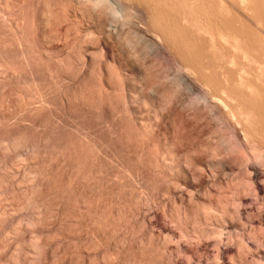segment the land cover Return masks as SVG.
<instances>
[{
    "label": "bare ground",
    "instance_id": "bare-ground-1",
    "mask_svg": "<svg viewBox=\"0 0 264 264\" xmlns=\"http://www.w3.org/2000/svg\"><path fill=\"white\" fill-rule=\"evenodd\" d=\"M134 1H137V3H138V1H140V3L142 4H144V5H148V6H145V7H149L151 10L150 11H148V13L149 12H152L151 14H148V15H152V16H149V17H152L151 19H147V20H149V26L151 27V26H155L156 28H153V30L155 31V32H153V31H151V33H152V35H151V33L149 34L148 33V29H149V27H148V25H147V28H145L146 26V23H145V27L144 26H142V24H139V25H141L142 26V28L143 29H138L140 26H137L138 28H137V33L136 34H139V37L137 36H135L136 38H139V43L141 44L142 42H141V40H143V41H145L146 42V44L147 45H149L150 46V50H152V48L151 47H153V50L152 51H154L155 50V52H156V48L154 49V47H157L159 50H160V48H161V50H165L166 48H164V46H165V41L168 39V38H170L169 39V42H170V40L172 39V38H175L176 39V37H177V35H178V37L179 36H181V37H183L184 39L182 40L181 38H179V39H181L180 41H178V39L176 40V41H178L179 43L180 42H182V44L180 43L179 44V48H180V50L181 51H178L177 50V52H180V54H178L179 56L181 55V52H182V54H183V56L186 58V61H187V64H185L186 63V61L183 59V56H182V58L181 59H183L184 61H185V63H184V65H181V66H183V69H182V67L179 65V63L181 62V60H180V57H178V61H177V64L179 65L178 67H181V68H179L178 70V72L180 73H178L179 74V76L181 77V79H180V77L178 76V80H181L182 81V83L181 84H183L184 82H185V88L187 89V86L189 87L190 86V88H192V89H189V90H191V94L193 93V92H195V90H199V96L197 95V98H195L194 96H195V94L193 95L192 94V96H193V98H195L194 100H190L191 102L192 101H194L195 102V106L198 104H196V100H201V101H198L199 102V105L201 104V103H203L202 101H204V103L206 104V106H205V109L206 108H208L207 110H205L204 109V111H207V112H203V107H202V105L204 104H201V107H202V112H201V110L199 109V105H197L198 107V111L199 112H201L204 116H202L201 118H202V120H205L204 119V117L206 118V119H209L212 115L214 116V118H213V116H212V118L214 119V122L212 121L213 119H210L209 121L207 120L206 121V125H204V123L203 122H205V121H203V122H201V123H203V125H204V127L206 126H209V128L208 129H211L210 128V126L212 125L211 123H210V121H212L213 123H217L216 125H218V124H220V126H218V130H217V128L216 129H214L215 131H216V133H220L219 135L217 134V136H214V138L216 139V140H214L213 139V137H212V139H210L211 137H210V135L208 136V135H206V136H208V138L207 139H200V140H202V141H200V140H198L199 138H198V135H199V137H204V133L206 132H204V130H205V128L203 127V129H197V130H199V131H197L195 128H191L190 126L192 125V124H194V123H191V121H192V119L190 120L189 118H191V116L192 117H197V116H193V115H191V113H187L188 115H191L189 118H188V115H186L185 116V111H187V110H189L192 106L190 105V106H188L187 104L189 103H187L186 104V102H183L182 101V97H180L181 95H183V93L181 94V95H179L178 97H180L181 98V101L183 102V105H181L182 104V102L179 100L180 98H178L177 96H176V92H178V91H176V92H173V90L175 89V87L172 85V87H171V85L169 86L170 88H172V89H168L169 91H170V95H168L169 94V91H167V88H166V86L163 84V89L165 90V88H166V92H168V94L167 93H165L164 92V94H165V96H164V94H163V91H161V89H162V87L160 86L159 87V89H157L156 90V88H154V86L155 85H153V87L151 88V89H155V90H153L154 92H152L153 94H155L154 95V101H152V100H149V99H151V98H149V99H143L142 101L140 100H135L134 101V99L133 98H135V96L133 95V93H131L132 91H138V92H140V93H142L144 90H146V89H149L150 87H148L147 85V87L148 88H146L145 87V89L143 88V86L144 85H142V87H141V84H143L141 81H136V78L134 79V83L132 82V84L131 83H128L127 81H126V79L124 80V79H121L122 81V91H123V94H124V100H125V109L127 110V112L129 113L128 115L126 114V117L127 116H129V120H130V122H131V124H133L134 126H131V125H129V126H131V127H135V129L134 130H137L136 132H140L141 131V133L140 134H142L143 135V142H144V144H143V146L141 147V148H143V149H146V151L145 152H147V149H148V151L150 150L149 148H150V146H151V144H152V142H153V137L154 136H151L150 135V133L152 134V135H154L156 132H157V128H159L158 126H160L159 124V122H160V119H158V118H162V117H165V116H168V118H170V123H169V127H170V130L169 131H167L168 132V134H167V137H166V139H165V141H164V143L163 144H161L162 142H160V141H157L158 142V148H159V150H157V151H159V153H160V156H161V158H159V161L162 163V164H164V165H166V166H168L169 168H170V170H173V171H177V173L178 172H180V171H178L179 170V167L177 168V170H175L174 168L172 169V166L174 165L173 163H171V162H177V164H178V162L180 161V157H179V155L181 154V148H180V145L182 144H184V145H188L187 147L188 148H190L191 149V151H192V154H191V159H189L190 157H188V159L190 160V162L191 163H193V166H194V163H197L196 165H198V163H200L201 165H204V166H208V167H210L211 165H209L210 163L212 164V166L211 167H213L212 169L214 170L213 172L214 173H216L215 171H217V172H224V173H227V172H230L229 174H230V176L232 175V177H230L229 175H226V176H224V175H222V176H224V177H221V176H218V177H221V178H217L216 176H217V174H216V176L215 175H213V172H212V169H209V170H211V172H212V176H214V177H216L217 179H214V181H212V183L214 182L215 184H210V185H212L211 187H207L208 189H206V188H204V191L202 192V191H200L201 190V188H200V190H199V192L198 193H200V195L202 194V196H201V198L202 199H200L201 201L200 202H202V200H203V202H202V208H203V211H205L204 212V215H203V217L206 219L205 220V222L207 221V222H210V219L212 218V220H216V221H219L218 220V216H220L219 218H220V221H221V223H223L224 225H227V226H229V224L228 223H230V224H233L234 223V225L237 227H239L240 225H243L244 223H246L243 227H246L247 229H249L248 227H247V224H248V226H249V224H250V230H249V232H248V230H246L245 228H242V229H244L243 231H245V232H243L242 230V233L243 234H241L240 232H239V234H238V232H237V228L235 229V231H236V233H237V236L235 235V237H236V241L235 242H233L234 243V245H235V243H236V246H237V243L238 244H240V242L238 241V238H239V240H241L242 241V245L245 247H241V245H238V247L240 246V251H241V249H245L244 250V252L246 251V248H248L249 250H251V252H252V250H255V248H256V246L255 245H257V247H259V245H260V248H262V243L264 242L263 240L261 241V237H259V239H258V237L257 236H259V235H257L258 234V232H260L259 234L261 235H263L264 233L262 232L263 230H264V4L262 3V2H260V3H258L256 0H253L254 1V3H253V1L251 2V0H250V2L251 3H253L254 4V7H255V4H257V6L255 7V8H253V10H251V11H254L253 13V15L251 16V14H252V12H250L249 10L247 11L246 10V8H247V6L249 5V4H251V3H246V2H249V0H236V2L234 1V3L232 2V0H216L215 2L217 3V5H218V7H217V10H213V11H217L218 12V14L216 15V17H217V19H219L218 17H219V14L222 16V17H220V18H222V19H220V21L222 20V22H220L219 24H217L218 22H212V21H209V20H202L203 19V17L201 16V15H197V14H202V12H201V9H202V11H209L210 9H209V7H208V5H206V0H3V1H1V2H3V5H5L4 6V9L3 8H1L2 6H0V8L2 9V13H0V35L2 34L3 36L4 35H10L11 36V38L9 39V37H8V39L6 38V39H3L2 37H1V39H3V40H0V70L2 71V73H3V76H4V78H3V76H2V78H3V80H0V85H2L3 87H4V89H6V88H8V87H6V86H8V85H10L9 84V82H13V78H12V80H11V77H14V76H16V75H18V71H20L18 68H17V66H16V64H17V62H18V64L19 63H21V61L22 62H24L25 64H26V67H28V69L26 68V71L24 72V71H22L21 73H25L26 75H27V73L28 74H30L31 76H32V80H33V82L36 84V86H37V95H39V103H40V105L38 106L37 105V107L35 106V108L33 107L32 109H31V111H30V115L32 116V114H34L35 113V111H38L39 113L41 112V114H43L44 113V109H49V110H51V112L52 111H54V105L56 104L57 105V100H53V97L52 98H50L49 97V95H53V93H51V84H52V81H54V80H56V78L58 79V77H63L64 79L63 80H67L68 78H69V76H71L72 74H70V73H72V72H70L69 73V70L71 71V69H70V64H71V57L73 56L72 54V45H73V43L72 44H70L71 43V34H66V36L65 37H63L62 38V36L63 35H61V37H59V31L57 32L56 30H55V26L57 25V23H58V25L59 24H63L64 22L66 23V22H68V24H69V22L71 21L72 22V20H75V21H77L78 22V24H79V28L81 29V32L80 33H83L82 35L80 34V35H78L76 38H78V40H76L77 41V45H76V48L78 49V56H80V58L82 59L80 62L82 63V66H81V69H82V71H80V72H82L81 74H80V72H79V77L77 78V77H75L76 78V80H78L77 82L78 83H76L75 85H74V87H75V89H74V87H73V89L75 90V91H71L69 88V91H66L67 90V88L65 89V92L64 93H62V91H60V93L59 94H61L60 95V99H58V102H59V100H61V104H62V106L61 107H64V109L63 110H65V111H68L69 110V108H71L72 106V98H71V96H72V93H73V96H74V98H75V95L79 98V97H81L80 99V101H78L79 103V105L77 104V106H80V108L79 109H81L82 111V113L81 114H83L82 116H81V120H80V122L77 124V125H75V129H76V131L75 132H73V133H75V137L73 138V140H72V144L70 145L71 146V149H68L67 151H68V153L66 154V153H63V151H65V150H62V155H60L61 153L59 152V151H57L56 153H55V155L59 152L60 154V156H57V158H56V156H55V160H59L60 158H61V156H62V158L60 159V162H59V166H58V164H57V167H60V168H62L64 171L67 169L68 170V181H69V184H70V186L72 187V193H73V196H72V200H73V202L72 201H69V202H72L71 204V206H72V209H73V211H74V214H73V217L75 218V216H76V218H75V220L77 219V216H78V222H81L80 224L81 225H83V223H85L86 224V226H88V227H85V225L82 227L83 229H85V228H89L90 230H91V227L89 226V225H91V226H93L92 228H94V231H93V233H94V235L92 236V238H90L91 240L90 241H92V239L94 240V243L93 242H91V243H93V244H95V245H93V249H94V247L96 246V248H98V250L100 249V247L102 246V244H103V242H102V240H103V233L105 232V230H106V228H107V226L108 227H110V228H113V229H116L115 227L118 225V223H121V222H119V221H121V220H119L120 218L119 217H121L120 215L122 214V211H123V207L124 206H122V204H121V202H120V199L119 198H121L120 196H119V192H120V195H121V191L119 190V188H121V189H123V187H122V182L123 181H119V180H121V179H123V177L121 178V176H120V174H117V173H112V175H111V173L109 172V169H108V167L109 166H111V169H112V167H115V166H118V165H115V163L114 162H119L121 159H119V158H117L118 157V155H116V152L114 153L115 155H116V158L114 157V155L111 153V151L109 150V148L110 149H112V148H115V146H117V142L118 141H120L121 139H117V138H121V137H118V135L124 130H122V128L124 127H122L121 126V128H120V125L121 124H123V125H126L127 124V122L124 124V121L122 122V120H121V122L122 123H118V122H115V120H117V119H112V120H109L108 118V123L107 124H105L104 123V120H102L101 122L102 123H104V124H102V123H100V122H97L95 125H91V121H87L88 119L86 118V117H88V112H89V108H92V107H89V105H87V103H86V101H87V99H86V101H84V100H82V99H85V97H84V94H85V92H84V90H86V88L85 89H83L82 88V84H85L84 83V81L86 82V80H85V78L87 77L86 76V73H89L88 71L86 72L85 71V69H87L86 68V66H88L87 64H88V62H89V60H90V55H89V50L91 49H89V45H91V44H89L88 43V34H89V29H88V22H89V20L91 19L90 17H91V15L93 14L92 12H90V13H92L91 15L89 14V12H88V8L90 7V5H91V9L95 12V14H96V12L97 11H95V5H94V7L92 6L93 4H104V5H101V7L99 6V8H97V9H99L100 10V12H97V15H96V17L95 18H93V20L95 21V23H97V25L99 26V25H101L102 24V28H104L103 27V25H105L106 27L108 26L109 27V29H110V32L109 33H112V31H111V29L114 31L113 32V34H115V36L116 37H120V36H122L121 38H123L124 37V32L126 31V28L127 27H129V26H134V25H136V24H134L133 25V23H144L143 21H142V19H141V21L139 20H137V18H139L138 17V13L136 12V10H134L135 9V6L133 5V3H134ZM209 1H211V0H209ZM213 2H214V0H212ZM255 1H256V3H255ZM263 1V0H262ZM204 3L205 2V4H204V6H205V10H203L204 9V6H203V4L202 3ZM212 2V3H213ZM264 2V1H263ZM90 3H92V4H90ZM136 3V2H135ZM198 3H201L200 5H202L201 7H197V8H199V13L197 12V14H195L196 12H195V8H196V6H197V4ZM215 3V4H216ZM238 4V5H234V4ZM246 3V4H245ZM90 4V5H89ZM141 4L139 5V7L141 8ZM142 4V5H143ZM207 4H209V2L207 3ZM214 4V5H215ZM96 5V6H97ZM143 5V6H144ZM199 5V4H198ZM211 5V4H210ZM214 5H211V6H214ZM217 5H215V7L217 6ZM245 5H247V6H245ZM252 5V4H251ZM137 6H138V4H137ZM164 6H169V8H165ZM172 6V7H171ZM24 7H31L32 8V10L34 9V10H36V11H40L41 10V7H45V9L44 10H42L43 11V15H41V19H42V22H44V26L43 27H41V31H40V33H38V32H35V31H33V28H31V26H30V20L28 19V20H26L24 17H22V18H19V16L17 15V16H15V14H16V12L18 11L19 12V10H21L22 8H24ZM103 7V8H102ZM138 7V8H139ZM163 9H162V8ZM170 7L173 9V7H176L177 9H178V12L177 11H173L172 9H170ZM206 7H207V9H209V10H206ZM249 7H251L250 5L248 6V8L247 9H250ZM5 8H7L6 10H5ZM139 8V9H140ZM165 8V9H164ZM176 8L174 9V10H176ZM212 8V7H211ZM12 9V10H11ZM19 9V10H18ZM28 9V8H27ZM142 9H143V7H142ZM146 9V8H145ZM145 9H143V10H145ZM169 9H170V11L172 12H174L175 14H177L178 13V18H179V20H178V18L177 17H175L176 19H177V21L175 22L174 21V23H173V21L171 20V19H174V18H171L170 17V21H172V22H170L169 21V19H168V13L170 12L169 11ZM212 9H214V8H212ZM216 9V8H215ZM255 9V10H254ZM92 10H90L89 9V11H92ZM138 10V9H137ZM149 10V9H148ZM154 10V11H153ZM169 11L167 14H166V12L165 11ZM180 10H181V12H180ZM1 11V10H0ZM146 12H147V10H145ZM144 11V12H145ZM211 11V10H210ZM256 11V12H255ZM20 12H22V11H20ZM26 12V11H25ZM34 12V11H33ZM139 12H141L142 13V10L141 11H139ZM143 12V13H144ZM180 12V13H179ZM203 12V13H204ZM212 12V11H211ZM29 13V12H28ZM42 13V12H41ZM255 13H256V16H255ZM26 14V13H25ZM32 14H34V13H32ZM37 15H38V13H36ZM145 14H147V13H145ZM145 14H144V16H145ZM170 14V13H169ZM172 14V13H171ZM205 14H208V15H210V14H212V13H204L203 14V16H204V18H206L207 16L205 15ZM215 14V13H214ZM232 14H234V15H236V17L235 16H233ZM29 15V14H28ZM139 15H141V14H139ZM147 15V16H148ZM213 15V14H212ZM22 16H23V14H22ZM39 16V15H38ZM95 16V15H94ZM93 15H92V17H94ZM143 16V15H142ZM177 16V15H176ZM199 16H201V18L199 17ZM206 16V17H205ZM232 16H233V18H232ZM29 17V16H28ZM34 17V16H33ZM172 17H173V15H172ZM209 17V16H208ZM216 17H214V18H216ZM234 17H235V19H234ZM38 18H40V17H38ZM166 18L168 19V21L166 20ZM210 18L212 19L213 17H211L210 16ZM214 18L212 19V20H214ZM207 19H209V18H207ZM235 21H234V20ZM152 21V25H150V23H151V21ZM91 21V20H90ZM93 21V22H94ZM136 21V22H135ZM182 21V22H181ZM189 22V27H190V25H192V27L194 28H192L198 35H199V38H197V39H192V41H190L191 39H189L191 36H188L187 37V39L189 40V42H191V44H194L195 43V41H193V40H198V39H200V35H201V39H204L205 41H207L206 43H208L209 42V47H208V45L206 44V43H204L203 41H201L202 42V44L201 45H204V44H206V51H207V47L209 48V49H211V51H213V52H209V53H215V54H217L216 56L218 57V59H211V57H213V55L211 56V57H209L208 55H209V53L208 52H206L205 50V52L206 53H208V54H205L206 56H208V58L210 59V60H208L207 59V57L205 58L204 57V55H203V50H201L202 52H199V50H200V48L202 47H199L200 46V41L198 42V41H196V43H198V44H194V45H196V46H192L189 42H186L187 40H186V37L185 36H187V35H190V34H193L194 33V31L192 30L191 31V28L189 29V30H187V28H189V27H186L187 25L186 24H188V22ZM38 22H41V21H38ZM186 22V26H184V25H181V23H185ZM173 23V24H172ZM191 23V24H190ZM215 23H216V25H215ZM67 24V30L66 31H68L69 30V32H70V29H71V25L69 24L68 25ZM61 25L59 26V27H61ZM64 25V24H63ZM138 25V24H137ZM36 26V25H35ZM182 26H184V27H182ZM58 27V26H57ZM72 27H74L73 25H72ZM77 28H78V25L76 26ZM101 27H99L100 29H101ZM136 27V26H135ZM186 27V28H185ZM39 28V27H38ZM105 29V28H104ZM103 29V30H104ZM108 29V30H109ZM128 29V28H127ZM134 29V28H133ZM152 29V28H151ZM156 29V30H155ZM186 29V30H185ZM96 30V29H95ZM103 30H101V31H103ZM158 30V31H157ZM80 31V30H79ZM78 31V32H79ZM83 31V32H82ZM100 31V32H101ZM128 31H129V29H128ZM127 31V32H128ZM131 31V30H130ZM149 31H150V29H149ZM183 31L185 32L186 31V35L185 36H182L184 33H183ZM187 31H189L188 33H190V34H188L187 33ZM94 32V31H93ZM99 32V31H98ZM133 32V31H132ZM191 32H193V33H191ZM72 33V32H71ZM105 33V32H104ZM108 33V34H109ZM195 33V34H196ZM92 34V33H91ZM106 34V33H105ZM107 34V35H108ZM125 34H126V32H125ZM145 34H146V37H145ZM99 35V34H98ZM102 35V34H101ZM107 35H106V37H107ZM129 35V34H128ZM147 35H149V36H147ZM92 36V35H91ZM109 36H111V34H109ZM113 36V35H112ZM171 36V37H170ZM192 36H194V37H191V38H195V35H192ZM12 37H14V39L12 38ZM36 38V39H38V42L40 43V50H42V52H43V54H45V56L48 58V60L49 61H53V59H52V57H51V53L53 54V51L55 50V49H57V47H55V42H57V40L58 39H63L64 41V46H63V51H62V62L57 66V64H53L52 62L51 63H49L48 65H47V67L45 66L44 67V69H41V70H38V68H36L35 67V62L33 61V59L31 58V54H30V52H31V49H30V47L32 46L30 43V38ZM95 37V36H94ZM98 37V36H97ZM167 37V38H166ZM177 37V38H178ZM205 37H206V39H205ZM90 38V37H89ZM104 38V37H103ZM110 38H112V37H108V40L110 39ZM134 38V37H133ZM98 39V38H97ZM106 39V38H105ZM104 39V41H105V43L107 42L106 40ZM119 39V38H118ZM165 40L164 42H163V40ZM111 40V39H110ZM126 40V39H125ZM128 40V39H127ZM185 40V45L186 46H184L183 44V41ZM112 41H113V38H112ZM111 41V42H112ZM173 41H174V39L173 40H171V42H170V45L173 47ZM30 42V43H29ZM102 42V41H101ZM145 42H143V43H145ZM166 42H168V41H166ZM169 42H168V44H169ZM93 43V42H92ZM114 43V42H113ZM143 43L141 44V45H143ZM175 43V42H174ZM190 44V45H188V46H190V48L189 47H187V44ZM89 44V45H88ZM107 44H109V43H107ZM128 44V43H127ZM146 44H144V46L146 45ZM176 44H177V42H176ZM75 45V44H74ZM73 45V46H74ZM105 45V44H104ZM113 45V44H112ZM130 45V44H129ZM146 45V47H149V46H147ZM166 45H167V43H166ZM199 45V46H198ZM134 46V45H133ZM169 45H167V48L168 49H170L169 47H168ZM170 46V47H171ZM176 46V45H175ZM174 46V47H175ZM177 46H178V44H177ZM176 46V47H177ZM184 46V47H183ZM192 46V47H191ZM197 46L199 47V49L197 48ZM91 47H92V45H91ZM108 47H109V45H108ZM107 46H104L103 47V50H102V53H105L106 54V52H109V51H111V50H109V48H108ZM135 47V46H134ZM145 47V49H147ZM166 47V46H165ZM195 47V48H194ZM204 47H205V45H204ZM204 47H202V49L204 48ZM75 48V49H76ZM95 48V47H94ZM122 48V47H121ZM137 48V47H136ZM185 48H186V50H185ZM198 49V51L196 50L195 52L192 50V49ZM75 49L73 50V51H75ZM111 49V48H110ZM144 49V48H143ZM149 49V48H148ZM173 49H175V48H173ZM136 50V49H135ZM161 50H160V52H161ZM167 50V49H166ZM191 50V51H190ZM222 50V51H221ZM225 50V51H224ZM33 52H34V50H32ZM57 51V50H56ZM129 51H131V50H129ZM141 51V50H140ZM168 51V50H167ZM170 51V52H169ZM167 53H171L172 54V56H173V52L172 51H174V50H172V48H171V50H169ZM176 51V50H175ZM218 51H221V52H218ZM77 52H76V56H77ZM97 52V51H96ZM95 52V53H96ZM99 52V51H98ZM159 51L157 52L158 54L160 53ZM163 52V51H162ZM177 52H174V54H176ZM196 52H198L197 54L198 55H200L201 53V55H203V57L206 59V60H208V62L207 63H205L204 61H206V60H204V61H201V60H203L202 58V56L199 58V56L196 54ZM216 52H218V53H216ZM36 53V52H35ZM100 53V52H99ZM114 53V52H113ZM116 53V52H115ZM133 53V52H132ZM152 53V52H151ZM156 53V54H157ZM165 53V52H164ZM163 53V54H164ZM75 54V53H74ZM163 54L162 53H160V58L161 57H164L163 56ZM210 54V55H211ZM214 54V55H215ZM94 55V54H93ZM114 55V54H113ZM112 55V56H113ZM155 55V54H154ZM162 55V56H161ZM165 55V57H166V54H164ZM170 55V54H169ZM169 55H168V57H169ZM77 56V57H78ZM102 56V55H101ZM121 56V55H120ZM137 56V55H136ZM177 56V55H176ZM216 56H214V58L216 57ZM45 57V58H46ZM115 57V56H114ZM140 57V56H139ZM156 57V56H155ZM157 57H158V55H157ZM159 57L157 58V59H159ZM167 57V58H168ZM79 58V57H78ZM79 58V59H80ZM96 58V57H95ZM98 58V57H97ZM103 58V57H102ZM151 58H152V56H151ZM176 58V57H175ZM174 58V59H175ZM57 59V58H56ZM116 59V58H115ZM161 59H163V58H161ZM201 59V60H200ZM18 60H20V62L18 61ZM47 60V61H48ZM98 60V59H97ZM114 60V59H113ZM117 60V59H116ZM116 60H114V62H116ZM164 60V59H163ZM162 60V61H163ZM166 60V59H165ZM177 60V59H176ZM176 60H175V62H176ZM211 60H215L216 61V63L214 62V61H211ZM217 60H219V64L217 63ZM61 61V60H60ZM95 61V60H94ZM129 61V60H128ZM170 61V60H169ZM211 61V62H210ZM37 62V61H36ZM146 62V61H145ZM183 62V61H182ZM181 62V63H182ZM212 62L213 63H215V66H213L212 65ZM14 63H16L15 64V66L13 65ZM55 63V62H54ZM78 63V62H77ZM122 63V62H121ZM126 63V62H125ZM137 63V62H136ZM159 63V62H158ZM180 63V64H181ZM128 64V63H127ZM216 64H217V66H216ZM154 65H156V64H154ZM167 65V64H166ZM176 65V64H175ZM212 65V66H211ZM41 66V65H40ZM106 66V65H105ZM117 66V65H116ZM159 66V65H158ZM177 66V65H176ZM14 67H16V69L14 68ZM59 67H61V68H59ZM72 67V66H71ZM78 67V66H77ZM119 67V66H118ZM147 67V66H146ZM160 67V66H159ZM212 67H214L213 69H215V68H217L218 67V71L216 70V71H214L213 69H212ZM23 68V67H22ZM107 68V67H106ZM171 68V67H170ZM221 68V69H220ZM80 69V68H79ZM80 69V70H81ZM102 69V68H101ZM174 69V68H173ZM172 69V70H173ZM177 69V68H176ZM27 70H28V72H27ZM88 70V69H87ZM101 71H103V70H101ZM143 71V70H142ZM159 71V70H158ZM177 71V70H176ZM27 72V73H26ZM108 72V71H107ZM123 72V71H122ZM148 72V71H147ZM172 72V71H171ZM174 72H175V70H174ZM78 73V72H77ZM100 73H103V75H101L100 74V81L102 82H100L101 84H103L102 85V87L103 88H105V89H107V90H105V91H107L108 92V89H110L111 88V85H110V83H109V81H108V79H107V76H105V74H106V71H103V72H100ZM127 73V75H128V73L129 72H126ZM139 73V72H138ZM1 74V73H0ZM20 74V73H19ZM109 74V73H108ZM149 74V73H148ZM167 74V73H166ZM165 74V75H166ZM178 74H174V76L175 75H178ZM21 75V74H20ZM20 75H18V76H20ZM107 75V74H106ZM131 75V74H130ZM146 75V74H145ZM161 75V74H160ZM17 76V77H18ZM126 76V75H125ZM141 76V75H140ZM148 76V75H147ZM164 76V75H163ZM167 76H169V75H167ZM199 76V77H198ZM72 77H73V75H72ZM138 77V76H137ZM145 77V76H144ZM177 77V76H176ZM1 78V79H2ZM19 78V77H18ZM66 78V79H65ZM74 78V77H73ZM103 78V79H102ZM122 78V77H121ZM124 78V77H123ZM133 78V77H132ZM166 78H169V77H166ZM11 81H10V80ZM17 79V78H16ZM25 79V78H24ZM71 79V78H70ZM138 79V78H137ZM141 79H144L143 77H141ZM152 79V78H151ZM171 79H174V78H172V77H170V80ZM18 80V79H17ZM17 80H15V81H17ZM61 80V79H60ZM147 80V79H146ZM146 80H145V82H146ZM175 80V79H174ZM172 81V83H174V85H181L180 84V82L178 81L177 83H176V80L175 81ZM65 81H63V82H65ZM68 81V80H67ZM72 81H74L73 79H72ZM72 81H68L69 83H70V85H71V83H72ZM99 81V80H98ZM132 81V80H131ZM144 81V80H143ZM184 81V82H183ZM62 82V81H61ZM62 82V83H63ZM68 82H67V84H66V82H65V84L66 85H68ZM31 83V82H30ZM139 83H141L140 85H139ZM160 83V82H159ZM179 83V84H178ZM50 84V85H49ZM58 84V83H57ZM64 83H63V86L65 85ZM114 84V83H113ZM168 84V83H167ZM166 84V85H167ZM171 84V83H170ZM6 85V86H5ZM65 85V86H66ZM158 86H159V84H157ZM157 85H156V87H157ZM17 86V85H16ZM23 86V85H22ZM48 86H50L49 88H48ZM64 86V87H65ZM98 86V85H97ZM114 86V85H113ZM167 86V87H168ZM176 86V87H177ZM6 87V88H5ZM68 87V86H67ZM70 87V86H69ZM71 87V88H72ZM87 87V86H86ZM89 87V86H88ZM115 87H117V86H115ZM165 87V88H164ZM174 87V88H173ZM23 88V87H22ZM51 88V89H50ZM63 88V87H62ZM113 88V87H112ZM158 88V87H157ZM179 88V87H178ZM184 88V89H185ZM1 89H3L2 87H1ZM0 89V130H1V128H3V125H6V123L10 120L9 119V116H10V114H9V112L10 111H12V108H10V105H9V100L10 99H8L10 96H9V92H11V93H14V92H12V91H10L9 90V92H7V91H5V90H1ZM9 89V88H8ZM11 89V88H10ZM17 89H19V88H17ZM45 89H47V90H49L48 92H47V90H45ZM88 89V88H87ZM101 89V88H100ZM119 89V88H118ZM162 89V90H163ZM183 89V87L182 86H180V90L182 91V90H184ZM13 90V89H12ZM89 90V89H88ZM176 90V89H175ZM174 90V91H175ZM177 90H179V89H177ZM179 90V91H180ZM36 91V90H35ZM63 91H64V89H63ZM94 91V90H93ZM147 91V90H146ZM145 91V92H146ZM181 91H180V93H181ZM186 91V90H185ZM188 91V90H187ZM186 91V92H187ZM17 92V91H16ZM22 90L20 89V90H18V93H14V94H19V97H22ZM51 94H50V93ZM87 92V91H86ZM121 92V91H120ZM134 92V93H135ZM56 93V92H55ZM171 93H173L174 95V97H177L178 98V104H177V106H180L181 107V110L183 109V107H185V106H188V109L186 110V108H185V110L183 109L182 111L183 112H181L180 110H179V108L177 107V106H173V102L175 101L174 100V97L173 96H171ZM176 93V94H175ZM180 93H178V94H180ZM13 94V95H14ZM90 94V93H89ZM108 94V93H107ZM145 94V93H144ZM166 94L170 97L171 96V98H168V96H166ZM189 94V93H188ZM188 94L186 95V97L188 96ZM10 95H12V94H10ZM30 95V94H29ZM86 95V94H85ZM185 95V94H184ZM54 96V95H53ZM72 96V97H73ZM92 96V95H91ZM151 96V95H150ZM18 97V98H19ZM58 98H59V96H57ZM56 96H55V98L54 99H56L57 98ZM87 97V96H86ZM189 97H190V95H189ZM11 98V97H10ZM28 98V97H27ZM78 98H76V99H78ZM137 98V97H136ZM177 98H175V99H177ZM188 98V97H187ZM192 98V97H191ZM22 99V98H21ZM123 99V98H122ZM186 99V98H185ZM190 99V98H189ZM124 100H122L123 102H124ZM76 101V100H75ZM114 101V100H113ZM179 101H180V103H179ZM18 102V101H17ZM20 102V101H19ZM18 102V103H19ZM23 102V101H22ZM105 102V101H104ZM108 102V101H107ZM123 102H121V103H123ZM194 102H192V105H194L193 103ZM102 103V102H101ZM106 103V102H105ZM175 103H176V101H175ZM60 103H58V105H59ZM74 104H76V103H74ZM95 104V103H94ZM113 104H115V103H113ZM117 104H119L118 102H117ZM124 104V103H123ZM186 104V105H185ZM191 104V103H190ZM55 105V106H56ZM103 105V103L101 104V107H103L102 106ZM105 105V104H104ZM108 105H109V103H108ZM60 106V105H59ZM71 106V107H70ZM93 106V105H92ZM95 106V105H94ZM106 106V105H105ZM152 106V107H151ZM195 106H193L194 107V109L196 108ZM20 108H21V106H19ZM107 107V106H106ZM110 107H111V104H110ZM118 107V106H117ZM117 107H115V108H117ZM190 107V108H189ZM210 107V108H209ZM55 108H59L58 106L57 107H55ZM150 109L151 110V108H152V110H153V112H154V121L155 122H157L156 120L158 119V121L159 122H157V123H159L158 124V126H157V128H156V126H154V124L155 123H153V121L151 122V121H149L148 123L147 122H144L143 121V118H140V114L138 115V113H140L142 110H147V109ZM196 108V109H197ZM96 109V108H95ZM103 109V108H102ZM108 109V108H107ZM105 107H104V111L106 112V110H107ZM193 108H191L190 110H192ZM193 109V110H194ZM209 109H211L210 110V112H209ZM16 110V109H15ZM93 110V109H92ZM98 111H99V109H97ZM48 111V110H47ZM47 111H45V112H47ZM70 111V110H69ZM94 111V110H93ZM101 111V110H100ZM100 111H99V113L98 114H100ZM103 111V110H102ZM101 111V112H102ZM112 111V110H111ZM123 111V110H122ZM43 112V113H42ZM50 112V113H51ZM117 112H119V111H117ZM121 112V111H120ZM181 112V113H180ZM59 113H61V111L59 112ZM63 113V112H62ZM92 113V112H91ZM95 113V112H94ZM182 113H184L183 115H182ZM198 113V112H197ZM208 113H211L212 115H209ZM12 114H13V112H12ZM48 114V112L46 113V115ZM52 114V113H51ZM57 114V113H56ZM68 114V113H67ZM144 114V113H143ZM60 115V114H59ZM59 115H57V116H59ZM80 115V114H79ZM86 115V117H84ZM89 115H90V113H89ZM104 115V114H103ZM108 115V114H107ZM116 115V114H115ZM114 115V116H115ZM195 115H197L196 113H195ZM14 116V115H13ZM21 116V115H20ZM45 116V115H44ZM50 116V115H49ZM48 116V117H49ZM53 116H54V114H53ZM100 117H99V119L98 120H100V119H102V117H104V116H101V114L99 115ZM106 116V115H105ZM109 116V115H108ZM113 116V117H114ZM118 116V119H119V114L117 115ZM143 116V115H142ZM141 116V117H142ZM200 116V114H198V117ZM47 117V118H48ZM93 117H94V115H93ZM107 117V116H106ZM110 117H111V115H110ZM216 117H218L219 118V121H218V118L217 119H215ZM10 118H12L11 116H10ZM55 118H56V116H55ZM63 118H66V117H63ZM70 118V117H69ZM90 118H91V116H90ZM97 118V117H96ZM112 118V117H111ZM110 118V119H111ZM117 118V117H116ZM121 118V117H120ZM194 118H193V120H194ZM9 119V120H8ZM50 119H51V117H50ZM57 119V118H56ZM61 119H62V117H61ZM60 119V120H61ZM78 119V118H77ZM93 119V118H92ZM91 119V120H92ZM122 119V118H121ZM123 119H126V118H123ZM150 119V118H149ZM195 119H197V118H195ZM43 120V119H42ZM46 120H48L49 121V119H46ZM94 120H96L95 118H94ZM128 120V121H129ZM169 120V119H168ZM167 120V121H168ZM199 122H200V117H199ZM218 121V122H216V121ZM33 121V125H34V123L35 124H38V123H36V122H34L35 120H32ZM31 121V122H32ZM37 121V120H36ZM55 121H57V120H55ZM70 121V120H69ZM79 121V120H78ZM106 120H105V122H107ZM166 121V122H167ZM220 121H222L224 124H222V123H220ZM90 122V123H89ZM199 122L196 120V124L198 123V127L201 125V123L199 124ZM207 122H208V124L209 125H207ZM25 123V122H24ZM43 123H45V122H43ZM49 123H50V121H49ZM65 123V122H64ZM63 123V125H64V128L66 127L65 126V124ZM67 123H69V122H67ZM73 124V123H72ZM71 124V125H72ZM195 124V125H196ZM9 125V124H8ZM32 125V126H33ZM42 125V124H41ZM41 125H39V126H41ZM54 125H55V123H54ZM53 125V126H54ZM60 124H58V121H57V125L56 126H59ZM104 125V126H103ZM163 125V124H162ZM166 125V124H165ZM221 125H226V128H224V127H221ZM7 126V125H6ZM4 126L5 128H4V131H0V163H2V164H0V190H1V192H2V194H3V192H5L6 190L4 189V188H6L7 189V191L9 192L10 191V193L11 192H13L15 195L13 196V198L14 199H17V206H18V208L19 209H31V210H33L34 211V213L35 214H33V216L31 215V217L30 218H26L25 219V221H23L22 219L23 218H18V219H16V221H12L13 223H11L9 226H8V228H6V230H4L3 231V234H5V238H7V236L9 237V235H7V234H11L10 232H13V233H19V234H21V231L22 230H25L26 228H28V226L30 227V228H33L32 230H35V231H39L40 229V227H42V225H41V222L40 221H42V224L45 222V220H47V219H52V218H54L53 216H51V217H49L48 215H47V213L48 214H50L49 213V206H50V204H48L49 202H48V200H47V198H45V192H44V184H45V182H44V179H45V177H44V179L42 178V174L43 173H40L38 170H37V168L35 167V166H31V167H29L28 168V170L30 171V175H32V177L34 178L33 179V182H32V186L30 187V188H28V190H27V193L25 194H21V196L20 195H18V192H15V189L16 188H14L15 187V183L16 182H21V184H22V182H24V181H26V177H27V175H26V177L23 179V177H22V180L20 181V180H18V181H16V182H12V184L14 185V187H13V185L11 184V185H8L7 183L9 182V178L8 177H10V176H8L6 173H5V171H8L9 169V167H13L12 165H15V164H13V160H14V158L12 159V161H11V157H12V154H13V152H15V154H17L18 153V151L19 150H21V149H23V148H25V147H27L28 148V146H29V144L31 145V141H30V139H31V137L29 136L31 133H30V130L29 129H27L28 131H29V135H28V131H25V129H24V127H23V131L24 132H22L21 130H19V131H21V132H18V133H10L9 131H8V133H7V131H6V133H4L3 134V132H5V130H7L6 128H8L9 129V126ZM13 126V125H12ZM28 126V125H27ZM26 126V127H27ZM35 126V125H34ZM37 126V125H36ZM44 127H45V125H43ZM50 126H52L51 124H50ZM62 126V125H61ZM60 126V127H61ZM128 126V125H127ZM197 126V125H196ZM214 126V125H213ZM21 127V126H20ZM25 127V128H26ZM29 127H31V123H30V125H29ZM38 127V126H37ZM37 127H35V129L37 128ZM73 127V126H72ZM126 127V126H125ZM124 127V128H125ZM161 127V126H160ZM166 127V126H165ZM190 127V128H189ZM193 127H195V126H193ZM13 128V127H12ZM28 128V127H27ZM34 128V127H33ZM33 128H30V129H33ZM43 128V127H42ZM53 128V132H54V128L55 127H52ZM69 128V127H68ZM71 128V127H70ZM127 128V127H126ZM125 128V129H126ZM200 128V127H199ZM214 128V127H213ZM221 128H223L222 129V131H226V132H220L219 131V129H221ZM15 131H16V126H15ZM19 128H17V130H18ZM34 129V130H35ZM49 129V128H48ZM47 128H45V130L47 131L48 130ZM60 129V128H59ZM74 129V128H73ZM128 129V128H127ZM207 129V128H206ZM3 130V129H2ZM50 130H52L51 129V127H50ZM56 130H57V127H56ZM55 130V131H56ZM61 130V129H60ZM71 130V129H70ZM131 130H133V129H131ZM148 130V131H147ZM150 130V131H149ZM160 130V129H159ZM165 130H167V129H165ZM196 130V131H195ZM212 130V129H211ZM210 130V131H211ZM213 130V131H214ZM11 131V130H10ZM46 131H44V132H46ZM58 131V130H57ZM128 131V130H127ZM127 131H125V132H123V133H125L126 134V132ZM130 131V130H129ZM209 131V132H210ZM213 131H211V132H213ZM214 131V132H215ZM26 132V133H25ZM34 131L32 130V133H33ZM132 132H134V131H132ZM149 134H148V133ZM161 132V131H160ZM213 132V134L214 135H216V133H214ZM49 133H51V131L49 132ZM57 133V132H56ZM122 133V135L123 136H125L124 134ZM147 133V134H146ZM34 134V133H33ZM40 134H41V132H40ZM46 134V133H45ZM55 134V132L54 133H52V135H54ZM135 134H137V133H135ZM208 134V133H207ZM212 134V135H213ZM32 135V134H31ZM46 135H48V133L46 134ZM56 135V134H55ZM55 135H54V137H55ZM58 135V134H57ZM93 135V136H92ZM131 135H134V134H131ZM141 135V136H142ZM157 135V134H156ZM155 135V136H156ZM37 136V135H36ZM44 136V133H43V135H42V137H40L41 139L42 138H44L43 140H44V144L46 143V141H47V145L46 146H50L51 145V143L50 142H52L51 140L54 138H51V134L50 135H48V138H46V137H43ZM119 136H121V134L119 135ZM129 136V134L127 135V137ZM139 136V135H138ZM141 136H140V138H141ZM190 136H192L191 138L192 139H189L190 138ZM193 136H195V140H193ZM126 137V138H127ZM131 137V136H130ZM133 137V136H132ZM135 137H137L136 135H135ZM210 137V138H209ZM33 139H34V137H32ZM123 138V137H122ZM198 138V139H197ZM204 138H206V137H204ZM40 139V140H41ZM45 139H47V140H45ZM57 139V138H56ZM58 139H60V138H58ZM58 139H57V141H58ZM124 139V138H123ZM137 139V138H136ZM135 139V140H136ZM142 139V138H141ZM197 139V140H196ZM55 139H53V141H54ZM63 139H61V141H62ZM127 140V139H126ZM125 140V141H126ZM129 140V139H128ZM137 140H139V139H137ZM30 141V142H29ZM33 141V140H32ZM49 141V142H48ZM60 141V140H59ZM60 141V142H61ZM122 141V140H121ZM120 141V142H121ZM140 141H142V140H140ZM28 142H29V144H28ZM41 142H42V140H41ZM60 142H58L59 143V146H58V148H56V150H60L59 149V147L61 148V146H60ZM62 142H64V140L62 141ZM61 142V143H62ZM68 142V141H67ZM124 142V141H123ZM135 142V141H134ZM155 142V141H154ZM153 142V143H154ZM57 143V142H56ZM58 143H57V145H58ZM122 143V142H121ZM129 143V142H128ZM137 143V141L135 142V144ZM140 143V142H139ZM50 144V145H49ZM155 144H156V142H155ZM180 144V145H179ZM28 145V146H27ZM57 145H55V143L53 142V145L52 146H54V148L55 147H57ZM118 145H120L121 146V144L119 143ZM123 146H125L124 144H122ZM137 145H140V144H138L137 143ZM136 145V146H137ZM183 145V146H184ZM69 146V147H70ZM122 146V148H125L126 149V147H123ZM153 146V145H152ZM151 146V147H152ZM156 146H157V144H156ZM30 147V146H29ZM31 147H32V151L34 150V146L33 145H31ZM30 147V148H31ZM112 147V148H111ZM138 147V146H137ZM182 147V146H181ZM37 148V147H36ZM62 148H63V145H62ZM118 147H116V149H117ZM121 148V149H122ZM154 148V147H153ZM119 149V148H118ZM120 149V150H121ZM138 149V148H137ZM143 149H141V151H142V153H144L145 155H146V153L145 152H143L144 150ZM152 149V148H151ZM156 149V148H155ZM187 149V148H186ZM30 150V149H29ZM60 150V151H61ZM114 150V149H113ZM136 150V149H135ZM153 150V152L155 151L154 149H152ZM27 151V150H26ZM35 151H36V149H35ZM69 151H70V153H69ZM118 151V150H117ZM122 151V150H121ZM198 151L200 152V154H199V156H197V153H198ZM120 152V151H119ZM123 152H124V149H123ZM127 152V151H126ZM134 152H136V151H134ZM140 152V151H139ZM150 152H151V154H152V151L150 150ZM149 152V153H150ZM25 153V152H24ZM30 153V152H29ZM36 153V152H35ZM121 153V152H120ZM131 153V152H130ZM138 153V152H137ZM27 154V153H26ZM40 154V153H39ZM47 154V153H46ZM132 154V153H131ZM140 154V153H139ZM150 154V155H151ZM154 154V153H153ZM156 154H158V153H156ZM20 155V154H19ZM25 155V154H24ZM36 155V154H35ZM35 155H33V154H29L28 156L29 157H27V158H31L32 160H33V157L35 158ZM58 155V154H57ZM133 155V154H132ZM136 155H138V154H136ZM148 155V154H147ZM146 155V156H147ZM159 155V154H158ZM214 155H216V156H214ZM16 156V155H15ZM21 156V155H20ZM49 156V155H48ZM140 156H142V154H140ZM154 156V155H153ZM185 156V155H184ZM209 156H212V157H209ZM213 156L214 157H216V158H214L213 159ZM14 157V156H13ZM17 157V156H16ZM19 157V156H18ZM60 157V158H59ZM119 157H120V154H119ZM122 157V156H121ZM127 157H129V156H127ZM137 157V156H136ZM142 157H144V156H142ZM158 157V156H157ZM168 157V159H170L171 160V162L168 160H166V158ZM20 158V157H19ZM43 158V157H42ZM47 158V157H46ZM122 158H124V157H122ZM131 158L133 159V157L131 156ZM135 158V157H134ZM139 158V157H138ZM155 158V157H154ZM186 158V157H185ZM210 160H209V159ZM211 158L213 159V160H211ZM31 159H29L30 161H31ZM119 161H118V160ZM128 159H130V158H128ZM151 159V158H150ZM157 159V161H158V158H156ZM184 159V158H183ZM16 160V159H15ZM26 160V159H25ZM35 160H37V159H35ZM144 161H145V158L143 159ZM141 161V160H138V161H140V162H144V161ZM146 160H147V158H146ZM185 160V159H184ZM20 161V160H19ZM22 161V160H21ZM122 161V160H121ZM130 161H132V160H130ZM129 161V162H130ZM133 161H134V159H133ZM138 161H136V162H138ZM150 161V160H149ZM159 161H158V163H159ZM182 161V160H181ZM210 161V162H209ZM31 162H34V161H31ZM53 162V161H52ZM57 162V161H56ZM124 162V161H123ZM153 162V161H152ZM151 162V163H152ZM156 162V161H155ZM168 162H169V164H168ZM187 161L185 160V163H186ZM126 163H128V162H126ZM139 163V162H138ZM145 163V162H144ZM144 163L141 165V166H143L144 165ZM171 163V164H170ZM184 163V162H183ZM184 163V164H185ZM21 164V163H20ZM51 164V163H50ZM117 164V163H116ZM118 164H120V163H118ZM129 164V163H128ZM146 164H148V162L146 161ZM153 164V163H152ZM173 164V165H172ZM176 164V165H177ZM31 165V164H30ZM29 165V166H30ZM130 165V164H129ZM139 164H137V166L135 167V169L134 168H132L135 172H136V168L137 167H140V166H138ZM158 165V164H157ZM183 165V164H182ZM182 165H180V166H182ZM201 165H199V166H196V167H203V166H201ZM239 165H240V167H241V165H242V167H244V170H242V171H239V170H241L242 169V167L240 168L239 167ZM48 166V165H47ZM52 166V165H51ZM128 166V165H127ZM145 166V165H144ZM143 166V167H144ZM159 166V165H158ZM161 166V165H160ZM163 166V165H162ZM175 166V165H174ZM186 166H188V167H190L189 169H191V166H189V165H187L186 164ZM185 166V167H186ZM15 167V166H14ZM17 167V166H16ZM119 167V166H118ZM116 168V169H118L119 170V172H120V170L121 169H123V167H124V169H125V171L126 170H130L131 171V169H129V166H128V168L126 167V166H120V168L121 169H119V168ZM132 167V166H131ZM130 167V168H131ZM149 167V166H148ZM150 167H154V166H150ZM167 167V168H168ZM195 167V166H194ZM210 167V168H211ZM45 168V167H44ZM60 168L58 169L59 170V172L60 171H62V170H60ZM127 168V169H126ZM156 168V167H155ZM187 168V167H186ZM13 169V168H12ZM18 169V168H17ZM24 169V168H23ZM113 169H115V168H113ZM142 169V168H141ZM140 169V170H141ZM145 169H146V167H145ZM162 169V168H161ZM166 169V168H165ZM164 169V170H165ZM188 169V168H187ZM194 168L192 167V173L194 172L195 174L193 175H191V177L193 178V180H194V183H195V185H196V183L198 184V183H201L202 185L206 182V172L205 171H207V168L205 169V167L204 168H201V170L203 169V170H205V171H201V170H199V171H201V172H204V173H200V174H196L197 173V169H195V170H193ZM198 169H200V168H198ZM42 170V169H41ZM106 170H108V171H106ZM118 170H116V171H118ZM132 170V171H133ZM140 170H138L139 171V173H140ZM154 170V169H153ZM185 170V169H184ZM13 171V170H12ZM21 171V170H20ZM64 171H62L61 173H59V174H62V175H64L63 174V172ZM115 171V172H116ZM129 171V172H130ZM131 171V172H132ZM133 171V173H135ZM143 171H144V169H142V173H140L141 175L143 174ZM147 171V170H146ZM152 171V170H151ZM160 171V170H159ZM169 171V170H168ZM167 171V172H168ZM173 171H170L169 172V174L170 173H172L173 174ZM189 171H191V170H189ZM237 171H239L238 173H237ZM110 174H109V173ZM123 172V171H122ZM128 172V173H129ZM130 172V173H131ZM156 172V171H155ZM164 172V171H163ZM235 172V173H234ZM47 173V172H46ZM67 173V172H66ZM148 173V172H147ZM146 173V174H147ZM157 173V172H156ZM190 173V172H189ZM236 173H237V175H236ZM45 174V173H44ZM56 174V173H55ZM122 174V173H121ZM126 174V173H125ZM132 174V173H131ZM145 174V175H146ZM159 174V173H158ZM164 174H166V172L164 173ZM175 174V173H174ZM182 174V173H181ZM19 175V174H18ZM108 175H111V177L109 178V177H107ZM135 176H137V174H134ZM145 175H143V176H145ZM150 175H152V174H150ZM149 175V176H150ZM154 175V174H153ZM160 176L161 175H163V174H159ZM167 175H168V173H167ZM179 176H180V174H178ZM208 175H209V172H208ZM221 175V174H220ZM113 176V177H112ZM118 176H119V178H118ZM143 176H141L142 178H143ZM146 176H148V175H146ZM156 176H158V175H156ZM175 176V175H174ZM173 176V177H174ZM229 176V177H228ZM49 177V176H48ZM47 177V178H48ZM138 177H139V179H140V175L138 174ZM161 177H163V176H161ZM165 177V176H164ZM163 177V179H165ZM172 177V176H171ZM172 177V178H173ZM182 177V176H181ZM210 177V176H209ZM21 178V177H20ZM125 178V177H124ZM175 178V177H174ZM177 178H179V177H177ZM210 178H212V177H210ZM11 179V178H10ZM13 179H14V176H13ZM57 179V178H56ZM59 179V178H58ZM117 179V180H116ZM137 179V178H136ZM139 179L137 180V181H139ZM143 179H145V178H143ZM157 179H158V177H157ZM156 179V180H157ZM208 179V178H207ZM24 180V181H23ZM32 180V179H31ZM53 180V179H52ZM142 180V179H141ZM146 180V179H145ZM150 180V179H149ZM161 180V179H160ZM179 180V179H178ZM187 180V179H186ZM63 181V180H62ZM125 181V180H124ZM164 181H166V180H163L162 182H164ZM167 181H168V179H167ZM169 181H170V179H169ZM210 181V180H209ZM51 182V181H50ZM94 182V184H96V185H98L97 187H95L97 190H98V192H97V194H95L94 193V191L92 190V189H95V188H92L93 186H95L94 184H92ZM118 182H119V184H120V182H121V187H118V186H120V185H118ZM141 182V181H140ZM139 182V183H140ZM143 182V181H142ZM148 182V181H147ZM173 182H175V183H173ZM27 183V182H26ZM172 183L173 184H171V182H169V184H171V185H167V188H166V192H167V196H168V194L171 196L172 194H174V193H177V192H175L176 190H179V189H176L177 188V186H178V188L179 187H181V186H179V184L176 182V181H172ZM18 184V183H17ZM17 184H16V187H17ZM30 184V183H29ZM58 184V183H57ZM125 184V183H124ZM123 184V185H124ZM163 184H168V183H163ZM178 184V185H177ZM181 184V183H180ZM183 184V183H182ZM200 184V185H201ZM8 185V186H7ZM19 185V184H18ZM47 185V184H46ZM45 185V186H46ZM161 185H162V183H161ZM194 185V184H193ZM199 185V186H200ZM207 185V184H206ZM209 185V184H208ZM12 186V187H11ZM20 186V185H19ZM56 186V185H55ZM54 186V187H55ZM65 186V185H64ZM165 186L166 185H164V189H165ZM10 187V189L11 190H9L8 188ZM44 187V188H43ZM47 187V186H46ZM159 187V186H158ZM187 187V186H186ZM185 187V188H186ZM206 187V186H205ZM18 188V187H17ZM58 188H56V190H57ZM96 189H95V191H96ZM148 189V188H147ZM160 189V188H159ZM163 189V190H164ZM176 189V190H175ZM186 189H188V188H186ZM199 189V188H198ZM69 190V189H68ZM119 190V191H118ZM143 190H145V189H143ZM181 190H182V188H181ZM184 190V189H183ZM17 191H19V190H17ZM65 191V190H64ZM160 191V190H159ZM165 191V190H164ZM187 191H189V193H190V190L188 189ZM186 190L184 191V192H187ZM8 192H7V195H8ZM125 192V191H124ZM143 192V191H142ZM146 192V191H145ZM144 192V193H145ZM162 192V191H161ZM183 192V193H184ZM12 193V194H13ZM56 193V192H55ZM69 193V192H68ZM132 193V192H131ZM144 193H142V194H144ZM147 193H148V190H147ZM150 193V192H149ZM194 193H196V191L194 192ZM194 193H193V197L192 198H194ZM5 194V193H4ZM11 194V195H12ZM67 194V193H66ZM71 194V193H70ZM133 194V193H132ZM137 194V193H136ZM191 194V193H190ZM248 194H250V195H248ZM62 195V194H61ZM95 195H96V197L98 198V200L97 199H95ZM150 195V194H149ZM148 195V196H149ZM164 195H166L165 194V192H164ZM175 195V194H174ZM181 195H183L182 193L179 195L180 197H181ZM252 195V196H251ZM9 196V195H8ZM57 196V195H56ZM94 196V197H93ZM144 196V195H143ZM163 196V195H162ZM178 196V197H179ZM196 196V195H195ZM252 197L253 198V200L254 201H256L257 203H259L260 204V206H259V209L257 210V208H256V210L257 211H255V212H253V211H251L252 209H250V211L248 210V208H246L245 207V205L248 207V203H249V201H250V199L249 198H247V197ZM0 197H1V195H0ZM58 197V196H57ZM150 197V196H149ZM176 197V196H175ZM183 197V196H182ZM250 197V198H251ZM2 198V197H1ZM53 198V197H52ZM110 198V201L109 200H107V199H109ZM130 198V197H129ZM146 198V197H145ZM151 198V197H150ZM171 198H172V196H171ZM197 198H199V197H197ZM49 199V198H48ZM63 199V198H62ZM122 199V198H121ZM131 199V198H130ZM139 199H141V198H139ZM169 199V198H168ZM173 199V198H172ZM180 199V198H179ZM183 199V198H182ZM181 199V200H182ZM195 199V198H194ZM59 200V199H58ZM93 200H94V202H98L97 203V206H95V204L96 203H94L93 202ZM95 200H97V201H95ZM107 200V201H106ZM146 200V199H145ZM174 200V199H173ZM175 200H177V199H175ZM174 200V201H175ZM5 201V200H4ZM11 201V200H10ZM14 201V200H13ZM16 201V200H15ZM51 201H53V200H51ZM139 201V200H138ZM146 201H148V200H146ZM153 201V200H152ZM151 201V199H150V201H148L149 203L147 204V202H145V206H143V207H147V206H149V204H151L150 202H152ZM197 201V200H196ZM254 201H253V203H254ZM3 202V201H2ZM92 202L94 203L93 205L95 206H92ZM154 202V201H153ZM152 202V203H153ZM157 202V201H156ZM170 202H173V201H171L170 200ZM184 202V200L181 202V203H183ZM198 202V201H197ZM256 202H255V204H256ZM8 203V202H7ZM53 203V202H52ZM55 203V202H54ZM53 203V204H54ZM124 203V202H123ZM139 203V202H138ZM199 203V202H198ZM197 203V204H198ZM2 204V203H1ZM53 204H51V205H53ZM59 207V211L61 212V211H63V213H64V211H65V213L64 214H66V210H65V208H67V207H65V203H56ZM127 204V203H126ZM170 204H173V203H170ZM175 204H177V202H175ZM249 204H252V203H249ZM258 204V205H259ZM47 205H49L48 207H47ZM55 205V204H54ZM67 205V204H66ZM130 205V204H129ZM140 205V204H139ZM179 205V204H178ZM184 205V204H183ZM7 206V205H6ZM110 208V213H106L108 210H106L108 207ZM122 206V207H121ZM128 206V205H127ZM136 206V205H135ZM134 206V207H135ZM150 206H154L153 204H151ZM149 206V207H150ZM171 206H173V205H171ZM175 206V205H174ZM173 206V207H174ZM191 206V205H190ZM194 206V205H193ZM199 207H200V204L198 205ZM234 206V207H233ZM249 206H251V205H249ZM3 207V206H2ZM8 207V206H7ZM9 207H10V205H9ZM65 207V208H64ZM105 207H107L106 209H105ZM129 207V206H128ZM133 207V206H132ZM137 207V206H136ZM151 207V208H152ZM177 207V206H176ZM179 207V206H178ZM186 207V206H185ZM184 206H183V211L181 210V212L179 213L178 211V213L176 212V214H173L172 212L173 211H175V210H173V211H171L170 209V215L171 216H169V218H170V220H171V222L173 223V225L174 226H170V227H168L167 225H169V223H167V225H165V224H163L162 225V227H163V229L164 230H166V231H170V232H174V227L176 228H180V231H181V236H183V237H180V238H182V241H183V239H185V240H187V242H188V239H189V237H193V241L194 240H196V239H198L196 242H198L197 244H198V249L199 250H206L209 246V243L208 242H210V240L208 241V239L210 238H212L213 240H214V237H215V240L214 241H216V240H218V241H216L217 242V246H218V249H217V254H216V259L219 261L220 259H223V258H225L226 257V255H229V254H232L235 250H233L232 249V247H233V244L231 243V246H229L230 244V241H228L227 240V244H228V246H227V244L224 246V245H222L221 243H222V241H225V240H221V238H218L216 235H218V236H220L221 235V232L223 233V236H224V231L223 230H221L222 228L219 226V228L217 229V230H219L220 228V232H215L216 233V235H214V231H216V229L214 228V231L212 232V231H210V232H212L211 234H213L214 236H212L211 234H210V232L208 233V235L206 234L208 231L206 230V229H204L205 227H207V226H209V225H205V226H202L203 225V222H201L202 224H200V223H198V222H200V221H203L200 217V221H198V220H196L197 221V223H198V225H195V224H197L196 223V221H195V223H193V218L194 217H196L195 215H196V213H198V212H194L195 213V215H194V217L192 216V214H190V212H188V210L187 209H189L188 207H186L185 208ZM251 207H253V209H254V206H253V204H252V206ZM251 207H249V208H251ZM6 208V207H5ZM5 208H1L0 207V221L2 222V218H4V217H9V215H10V211H9V215H7L8 214V211L7 210H4ZM54 208V207H53ZM122 208V209H121ZM140 208H142L141 207V205L140 206H138L137 208H136V211L138 212V214L142 211V209H140ZM150 208V210H153V209H151ZM201 208V209H202ZM49 209V210H48ZM61 209V210H60ZM68 209V208H67ZM70 209V208H69ZM125 209H126V207H125ZM135 209V208H134ZM144 209V208H143ZM147 209H148V207H147ZM174 209V208H173ZM178 209V208H177ZM176 209V210H177ZM179 209H181V207L179 208ZM195 209V208H194ZM46 210H48V211H46ZM105 210H106V212H105ZM120 210H122V211H120ZM131 211H132V213L133 212H135V211H133L132 209H130ZM146 210V209H145ZM144 210V211H145ZM158 210V209H157ZM168 210V211H169ZM192 210V209H191ZM199 210V209H198ZM22 211V210H21ZM70 211V210H69ZM147 212H146V214L144 213L143 214V218H142V220H144V222L146 223V224H148V225H152L151 226V229H153L152 227H153V225L154 224H156V223H159V221H160V216H161V212L159 211V213L158 212H153L151 215H147V213H149L150 211H148V210H146ZM189 211H190V209H189ZM197 211V210H196ZM200 211V210H199ZM121 212V213H120ZM143 212V211H142ZM141 212V213H142ZM165 212V214L164 215H166L167 216V218H168V215H167V212L166 211H164ZM190 214V216L188 215V213ZM63 213H61V214H63ZM76 213V214H75ZM124 213V212H123ZM136 213V212H135ZM140 213V216L138 215V214H136V215H138L140 218L142 217V214ZM191 213H192V211H191ZM200 213V212H199ZM202 213V212H201ZM229 213H232L231 215L229 214ZM51 214L52 215H54V216H57V215H55V213H52L51 212ZM60 214V213H59ZM134 214V213H133ZM163 214V213H162ZM168 214H169V212H168ZM75 215V216H74ZM106 215H108L109 217H107ZM218 215V216H217ZM62 217H64L65 218V216L64 215H61ZM72 216V215H71ZM70 216V217H71ZM126 216V215H125ZM138 216H136L137 218H139ZM191 216L193 217L192 219H191ZM212 216H215V217H217V219L216 218H213ZM230 216V217H229ZM232 216V217H231ZM68 217V216H67ZM190 217V218H189ZM234 217V218H233ZM235 217H236V219H238V220H236L235 219ZM45 219V220H43V219ZM74 218H72V220L74 219ZM125 218V217H124ZM210 218V219H209ZM14 219V218H13ZM12 219V220H13ZM42 219V220H41ZM164 219V218H163ZM189 219H191L192 220V222H190L189 221ZM229 219H231V221L229 220ZM232 219H233V221H235L236 220V222L237 221H239L238 223H235V222H232ZM235 219V220H234ZM4 220V222H5V218L3 219ZM6 220H8V219H6ZM11 220V219H10ZM58 220V219H57ZM60 220H64L63 221V223H62V221L60 222V224H70V223H66V221L65 220H67V219H61L60 218ZM195 220V219H194ZM23 221V222H22ZM44 221V222H43ZM68 221V220H67ZM74 221V220H73ZM77 221V220H76ZM0 222V227H1V223ZM7 222V221H6ZM47 222H48V224L49 225H51V223L52 222H54V220H47ZM47 222H45V225H46V227H47ZM65 222V223H64ZM143 222V223H144ZM165 222V221H164ZM170 222V223H171ZM189 222H190V224L191 223H193L194 225H189ZM206 222V224H209V223H207ZM214 222V221H213ZM213 222L211 221V223H212V225H213ZM144 223V224H145ZM171 223V224H172ZM210 223V224H211ZM217 223H219V222H217ZM216 223V224H217ZM3 224H5V223H3ZM52 224H54V223H52ZM57 224H58V222H57ZM200 224V225H199ZM215 224V223H214ZM220 224V223H219ZM221 225L222 227H224V225ZM28 225V226H27ZM45 225H43V228H45ZM67 225V226H68ZM71 225V224H70ZM75 225V224H74ZM78 224L76 223V227H78L77 226ZM4 226V225H3ZM31 226H34V227H31ZM38 226H39V228H38ZM54 226V225H53ZM57 226V225H56ZM65 225H61V226H59V228H62V227H64ZM73 226V225H72ZM118 226H120V225H118ZM157 226V225H156ZM187 226V228L188 229H184L185 227ZM191 226V228H192V232H190L191 230H189V227ZM199 226H200V228H203V230L202 229H200L199 228ZM202 226V227H201ZM216 226V228H217V226L218 225H215ZM7 227V226H6ZM52 227V226H51ZM51 227H48V228H51ZM68 227H69V229H68ZM67 228H66V226H65V232L66 233H69L70 235L72 234V232L70 231V232H67V230H70L71 228H70V226H68ZM211 227V226H210ZM213 227V226H212ZM226 227V226H225ZM234 227V226H233ZM256 227H259L258 229H261L260 231H258L257 229H256ZM2 228V227H1ZM36 228V229H35ZM54 228H55V226H54ZM104 228H105V230H104ZM155 228V227H154ZM37 229H39V230H37ZM64 228H62L61 229V232H64V231H62ZM78 229V228H77ZM83 229H81L80 228V232H85V230L84 231H82ZM89 229H88V231H89ZM117 229H119L118 227H117ZM117 229H116V232H117ZM178 229H177V231H178ZM226 229V228H225ZM258 231V232H256V230ZM1 230V229H0ZM29 230V229H28ZM43 230V229H42ZM45 231L47 230V229H44ZM49 230V229H48ZM58 230V229H57ZM76 230V229H75ZM93 230V229H92ZM92 230H91V232H92ZM162 230V229H161ZM184 230H187V231H184ZM189 230V231H188ZM26 231V230H25ZM25 231L24 232H22L23 234L25 233ZM35 231H33V234H34V236H33V234H32V239H29V240H27L26 238V240L29 242L30 241V243H28V242H26V241H24L25 239H24V237H21L22 239H21V241L17 238V239H14L15 241H16V243H15V249H13V253H11V255H13L12 257H13V259H11L10 258V256H9V258H8V255H6V254H4V253H6V250H12V249H10V247L9 246H11V243H9V244H7V245H9V246H7L6 244L5 245H2V248H1V253L3 252L2 251V249L3 248H5L4 246H7L6 248L7 249H5L4 251L5 252H3L2 254L3 255H5V256H7V258L8 259H11V260H9V262H7L8 261V259L6 260V264H35V262H40L41 261V259H40V257L44 254V256L46 257V258H44L43 256V260H45V262H40L39 264H41V263H43V264H56L58 261H56L55 259H57V258H55L56 257V255H55V252H56V250L52 247V246H50V245H52L51 243H49V241L51 240V239H49L50 237L53 239V240H51V241H54L55 239H54V237H56L57 236V233H59L58 231H57V233L56 232H54L55 234H56V236H55V234L53 233V231H56V228L55 229H51V230H49L50 231V233H45V235L43 234H40L39 232V234L44 238V236H45V239H44V241H42L43 240V238L37 233V232H35ZM48 231V232H49ZM78 231V230H77ZM104 231V232H103ZM113 231V230H112ZM132 231V230H131ZM205 231H206V233H205ZM229 231H233V230H227V232H229ZM234 231V232H235ZM238 231H240V230H238ZM254 231H255V233H254ZM31 232V231H30ZM35 232V233H34ZM47 232V231H46ZM60 232V233H61ZM64 232V233H65ZM90 232V231H89ZM141 232V231H140ZM234 232H233V234H234ZM247 232V233H246ZM12 233V234H13ZM53 233V234H52ZM92 233V234H93ZM105 233H107V232H105ZM110 233H113V232H110ZM169 232H167V234H168ZM180 233V232H179ZM219 233H220V235H219ZM257 233V234H256ZM23 234H21V236L23 235ZM46 234H47V237H46ZM63 234V233H62ZM85 234H87L86 236H89V234H91V233H85ZM91 234V235H92ZM126 234V233H125ZM166 234V235H167ZM228 234V233H227ZM230 234V233H229ZM228 234V235H229ZM7 235V236H6ZM52 235H54V237L52 236ZM69 235V236H70ZM78 235V234H77ZM79 235H82L81 233L79 234ZM78 235V236H79ZM91 235L89 236V237H91ZM107 235V234H106ZM105 234H104V236H106ZM109 235V234H108ZM111 235V234H110ZM109 235V236H110ZM115 235H117V233H115ZM169 235H170V233H169ZM228 235L227 236H225V237H228ZM239 235V236H238ZM241 235V236H240ZM11 236V235H10ZM20 236V235H19ZM18 236V237H19ZM31 236V235H30ZM50 236V237H49ZM63 236V235H62ZM65 236H67V234L65 235ZM118 236V235H117ZM184 236H188L187 237V239L184 237ZM210 236H212V237H210ZM229 236H232V233L229 235ZM2 236H0V238H1ZM16 237V236H15ZM64 237V236H63ZM73 237V236H72ZM94 237V238H93ZM169 237V236H168ZM167 237V238H168ZM170 237H171V235H170ZM172 237H173V235H172ZM176 237V235L173 237V238H175ZM217 237V238H216ZM222 237V236H221ZM233 238H234V235L232 236ZM262 237H264V235L262 236ZM3 238V237H2ZM20 238V237H19ZM65 238V237H64ZM80 238H82V237H80ZM106 238H108V237H106ZM105 238V239H106ZM112 238H113V240L115 239V236L113 237L112 236ZM173 238H171L172 240H173ZM194 238H196V239H194ZM222 238H224V237H222ZM229 238V240H235V238L233 239V238H230V237H228ZM227 238V239H228ZM256 238L258 239L257 240V242H259L260 241V243H259V245L258 244H255V243H257L255 240H256ZM24 239V240H23ZM118 239L119 238H116V240L118 241ZM175 239H177V238H175ZM212 239H211V241H212ZM251 239H255V240H253V241H255V243H253L252 242V240ZM23 240V241H22ZM61 240H63V239H61ZM66 241L65 242H67L68 240H69V242H70V239L69 238H67V239H65ZM72 240V239H71ZM110 240H111V238H110ZM113 240H111V241H113ZM116 240H115V244H117L116 243ZM121 240V239H120ZM120 240H119V242H120ZM191 240V239H190ZM1 241H2V239H1ZM12 241V240H11ZM10 241V242H11ZM14 241V242H15ZM104 241V240H103ZM170 241V240H169ZM176 240H174V242H175ZM180 242H182L181 240H179ZM175 242V244L176 243H178V244H176V247L178 248L177 250L179 251H176L175 250V252H178L180 255H181V258H182V255L184 254V256L186 255V259H190L189 260V262L190 263H188L187 262V264H191L193 261L192 260H194L195 258H197V252H196V250H193V249H196V248H193V249H191L189 246V244L187 245V244H184L185 243V241H183V243H180V242ZM57 242V241H56ZM62 242V241H61ZM61 242H58L59 243V246H61L62 244H64V243H61ZM76 242V241H75ZM101 242H102V244H101ZM105 242V241H104ZM125 242V241H124ZM168 242V241H167ZM173 242V243H174ZM186 242V243H187ZM2 244H4V241L3 242H1ZM1 243H0V245H1ZM12 243H13V241H12ZM29 245H28V244ZM42 243V244H41ZM53 243V242H52ZM60 243H61V245H60ZM81 243V242H80ZM90 243V244H91ZM113 243V242H112ZM121 243H123V242H121ZM141 243V242H140ZM180 243V244H179ZM192 242H190V244H191ZM211 243V242H210ZM224 243V242H223ZM14 244V243H13ZM13 244H12V246L11 247H13ZM43 244H44V246H43ZM47 244H49V246H48V254H46V250L44 249V248H46L45 247V245H47ZM66 244V243H65ZM65 244L63 245V247L64 248H62V246L60 247V248H62L63 249V251L65 252ZM71 244V243H70ZM167 244V243H166ZM169 244H172V242H170ZM168 244V245H169ZM193 244H195V242L193 243ZM68 245H69V243H68ZM72 245V244H71ZM71 245H69V246H71ZM87 245V244H86ZM118 249H120L119 247H121L120 246V244L118 243ZM142 245H144V243L142 244ZM173 245V244H172ZM56 246V245H55ZM54 246V247H55ZM89 246V245H88ZM87 246V247H88ZM91 246H92V244H91ZM139 246V245H138ZM170 246V245H169ZM168 246V247H169ZM208 246V247H207ZM263 246H264V244H263ZM39 247H41V248H39ZM44 247V248H43ZM52 247V248H51ZM57 247H58V245H57ZM72 247V246H71ZM70 247V248H71ZM140 247V246H139ZM146 247V246H145ZM253 247H255V248H253ZM14 248V247H13ZM84 248V247H83ZM96 248L94 249L95 250V252H96ZM143 248V247H142ZM236 248V247H235ZM37 249H38V251H37ZM39 249H41L40 251H42V249L45 251H42V252H44V253H42V252H39ZM61 249V250H62ZM69 249V247L67 246V248H66V250H68ZM72 249V248H71ZM74 249V248H73ZM73 249L71 250V251H73ZM82 249V248H81ZM87 249V248H86ZM93 249H91L92 251H94ZM115 249V248H114ZM118 249H116L117 251H118ZM170 249V248H169ZM168 249V250H169ZM209 249V248H208ZM247 249V250H248ZM264 249V248H263ZM55 250V251H54ZM70 250V249H69ZM90 249L88 248V251H89ZM102 250V249H101ZM248 250V251H249ZM257 250V249H256ZM255 250V253H256V255L259 257V258H261V259H264V253H262L261 251H259L260 249L258 248V250L256 251ZM262 250V249H261ZM58 251H59V247H58ZM141 251V250H140ZM154 251V250H153ZM163 251V250H162ZM165 251V250H164ZM170 251V253L172 254V252H173V254L175 253L174 251H173V248H172V252H171V250H169ZM168 251V252H169ZM198 251V250H197ZM237 251V250H236ZM239 251V250H238ZM240 251H239V253H240ZM263 251V250H262ZM12 252V251H11ZM37 252H39V254L41 255H39ZM123 252V251H122ZM242 252H243V250H242ZM242 252H241V254L240 255H242ZM251 252H250V254H251ZM254 252V251H253ZM252 252V253H253ZM33 253H34V255H36L35 253H37L38 254V256H40L39 258L37 257V255H36V257L33 255ZM42 253V254H41ZM58 253V252H57ZM62 253V255H63V252H61ZM60 253V254H61ZM68 253V252H67ZM70 253V252H69ZM105 252H104V250H103V252L102 253H98V259L99 258H101L102 260L104 259L105 260V258L102 256L103 254H104ZM114 253H116L115 251H114ZM118 253H121V252H119L118 251ZM117 253V254H118ZM237 253V252H236ZM235 253V254H236ZM259 253H261V254H259ZM1 254V255H2ZM79 254H82V253H79ZM89 254V253H88ZM97 254V253H96ZM117 254H114V255H116L117 257H118V255ZM173 254L172 255H168V256H170V258H171V261H170V258L168 257V264L169 263H171V264H179L178 263V261L179 260H182V259H179L180 258V255L178 254V257L179 258H176L177 256H175V258H174V256H173ZM177 254V253H176ZM245 254L247 255V257H248V252H245ZM244 253H243V255H245ZM3 255H2V257H1V259H0V264L3 262V260H2V258H3ZM30 255H32V256H30ZM47 255V256H46ZM61 255V256H62ZM232 255H234V253L232 254ZM232 255H231V257H232ZM239 255V254H238ZM238 255H237V257H238ZM239 255V256H240ZM243 255H242V257H243ZM246 255H245V257L244 258H247L246 257ZM255 255V254H254ZM26 256V257H25ZM33 256L35 257V259L33 258ZM64 257L65 256H67V257H69V256H71V253H70V255L68 256V254L66 255V253L63 255ZM62 256V258L63 259H65L64 257ZM80 256H83V255H80ZM105 256V255H104ZM120 256V255H119ZM183 256V257H184ZM187 256H188V258H187ZM74 257V256H73ZM73 257L71 258V257H69V258H71V259H73ZM78 257V256H77ZM85 257V256H84ZM111 257V256H110ZM115 257V256H114ZM117 257H115V258H117ZM201 257H202V255H200V253H199V255H198V258H199V260H201L202 261V259H201ZM230 257V256H229ZM236 257V256H235ZM258 257L256 258V256H255V259H258ZM28 258L30 259V260H28ZM34 260H36L37 258H38V261L36 260V261H32L33 259ZM68 258V259H69ZM83 258V257H82ZM94 258V257H93ZM239 258H241V257H239ZM249 258V257H248ZM251 258H252V256H251ZM6 259V258H5ZM32 259V260H31ZM40 259V260H39ZM47 259V260H46ZM63 259H61V260H59V261H62ZM96 260H98L97 259V257L95 258ZM177 259H178V261H177ZM215 259V261H216V263H217V260ZM236 259V258H235ZM74 260V259H73ZM103 260V263L105 262ZM116 261H119L118 259H115ZM136 260V259H135ZM252 260H253V258H252ZM259 261H260V259H258ZM55 261H56V263H55ZM66 262H67V260H65ZM92 261V260H91ZM100 261V260H99ZM125 261V260H124ZM170 261V262H169ZM185 261V260H184ZM183 260H182V262H184ZM221 261V264L223 263V262H225L224 260L222 261V260H220ZM219 261V262H220ZM230 261V260H229ZM231 261H234V258L232 257L231 258ZM262 261V260H261ZM264 261V260H263ZM68 262H70L69 260H68ZM72 263H73V261H71ZM115 262V261H114ZM196 262V261H195ZM198 262V261H197ZM196 262V263H197ZM218 262V263H219ZM62 263H65L64 261L62 262ZM71 263V264H72ZM97 263H98V261H97ZM96 263V264H97ZM100 264H103L102 262H99ZM110 263V262H109ZM185 263V262H184ZM194 263V262H193ZM192 263V264H193ZM203 263V262H202ZM201 263V264H202ZM215 263V264H216ZM252 263H253V261H252ZM255 263H256V261H255ZM254 263V264H255ZM2 264H5V262H3ZM37 264V263H36ZM61 264V263H60ZM66 264H68V263H66ZM70 264V263H69ZM75 264V263H74ZM131 264V263H130ZM180 264H181V262H180ZM186 264V263H185ZM220 264V263H219ZM251 264V263H250ZM259 264V263H258ZM260 264H263V262L262 263H260Z\"/></svg>",
    "mask_w": 264,
    "mask_h": 264
},
{
    "label": "rangeland",
    "instance_id": "rangeland-1",
    "mask_svg": "<svg viewBox=\"0 0 264 264\" xmlns=\"http://www.w3.org/2000/svg\"><path fill=\"white\" fill-rule=\"evenodd\" d=\"M1 1H3V0H0V3L3 5V2H1ZM204 1V0H203ZM216 0H214V2L211 0V1H209V0H206V5H208V7H209V9L212 11H210L209 9H207V7H206V10H209V11H202V9H201V12H202V14H197V12L199 13V8H197V7H201L202 5H200L201 3H198L197 4V6H196V8H195V14H197V15H201L202 17H203V19L202 20H209V21H212L213 23L214 22H218L217 24H219L220 22H222V20L220 21V19H222V18H220V17H222L220 14H219V19H217V17H216V15L218 14V12L217 11H213V10H217V7H218V5H217V3L215 2ZM234 1L236 2V0H232V2L234 3ZM253 0H251V2H252ZM258 3H260V2H262L263 4H264V0L262 1V0H256ZM256 1H255V3H256ZM136 2V3H135ZM209 2V4H207ZM213 2V3H212ZM250 2V0H249V2H246V3H251ZM216 3V4H215ZM245 3V4H246ZM253 3H254V1H253ZM253 3H251V4H249L251 7H249L250 9H247L248 8V6L247 5H245V6H247V8H246V10L248 11H250V12H252V14H251V16L254 14L253 12L254 11H251V10H253V8H255L256 6H257V4H255V7H254V4ZM0 4V6H2ZM90 4H92V3H90ZM89 4V5H90ZM137 4H138V6H137ZM141 3H140V1H138V3H137V1H134V3H133V5L135 6V9L134 10H136V12L138 13V17L139 18H137V20L139 21H141V19H142V21L144 22V23H133V25L134 24H136V25H134V26H129V27H127L128 29H129V31H128V29L126 28V34H125V32H124V37L123 38H121L122 36H120V37H116L115 36V34H113V30L111 29V31H112V33H109L110 32V29H109V27L107 26H105V25H103V27L105 28H102L101 26H102V24L101 25H97V23H95V19L93 20V18H95L96 17V15H97V12H100V10L99 9H97V8H99V6L101 7V5H104V4H93L92 6L94 7V5H95V11H97L96 12V14H95V12L91 9L92 7H91V5H90V7L88 8V12H89V14L91 15L92 13V15L94 16V17H92V15H91V21L89 20V22H88V29H89V36H88V43L89 44H91L92 45V47H91V45H89V57H90V60H89V62H88V66H86V68L88 69H85V71L87 72H89V73H86V78H85V80H86V82L84 81V83L85 84H82V88L83 89H85L86 88V90H84V92H85V94H84V97H85V99H82V100H84V101H86V99H87V101H86V103H87V105H89V107H92V108H89L90 110H89V112H88V117H86V115L84 116V117H86L88 120L87 121H91V125H95L97 122H100V123H102L101 121L102 120H104V123L105 124H107L108 123V121L109 120H112L113 118L114 119H117V120H115V122H118L119 124L120 123H122L123 121H124V124L127 122V124L126 125H123V124H121L120 125V128H121V126L123 127L122 128V132L120 133L121 134V136H119L118 135V137H121V138H117V139H121L120 141L122 142H120V141H118L117 142V146H115V148H112V149H110L109 148V150L111 151V153L114 155V157L116 158V155H118V157L117 158H119V159H121L119 162H114L115 163V165H118V166H115V167H112V169H111V166H109L108 167V169H109V172L111 173V175H112V173H117V174H120V176H121V178L123 177V179H121V180H119V181H123L122 182V187H123V189H121V188H119V190L121 191V195H120V192H119V196L122 198H119L120 199V202H121V204H122V206H124L123 207V211L122 210H120V211H122V214L120 215L121 217H119L120 219L119 220H121V221H119V222H121V223H118V225H120V226H116L115 228L117 229V227L119 228V229H117V232H116V229H113V228H110V227H108L107 226V228H106V230H105V228H104V230H105V232H107V233H105L104 231V233H103V240L105 241H103L102 240V242H103V244H102V242H101V244H102V246L100 247V249L98 250V248H96V246L94 247V249L96 248V252H95V250L93 249V245H95V244H93L94 243V240L92 239V241H90L91 239L90 238H92V236L94 235V233H93V231H94V228H92L93 226H91V225H89L90 227H91V230H92V232H91V230L89 229V228H85V229H83L82 227L85 225V227H88V226H86V224L85 223H83V225H81L80 223L81 222H78V216H77V221L75 220V218H76V216H75V218L73 217V214H74V211H73V209H72V202H73V200H72V196H73V193H72V185L70 186V184H69V177H68V170L66 169L65 171L62 169V168H60V167H57V164H58V166H59V162H60V159L62 158V150H65V151H63V153H68V149H71V142H72V140H73V138L75 137V133H73V132H75L76 131V129H75V125H77L79 122H80V120H81V116L83 115V114H81L82 112V110L81 109H79L80 108V106H77V104L79 103L78 101H80L81 99V97H77L76 95H75V98H74V96H73V93H72V96H71V98H72V107L71 108H69V110L68 111H65V110H63L64 109V107H61L62 106V104H61V100H59V102H58V99H60V95L62 94V93H64L65 92V89L67 88V90L66 91H69V89L73 92V91H75L74 89H75V87H74V85L76 84V83H78L77 81L78 80H76V78L75 77H77L78 75H79V72L80 71H82V69H81V66H82V63L80 62L82 59L80 58V56H78V49L76 48V45H77V41L76 40H78V38H76L78 35H82L83 33H80L81 32V29L79 28V24H78V22L77 21H75V20H72V22L70 21L69 22V24L71 25V29H70V32H69V30L68 31H66L67 30V24H68V22H64L62 25L61 24H59L58 25V23H57V25L55 26V30L58 32L59 31V37H61V35H63L62 36V38L63 37H65L66 36V34H71V43L70 44H72L73 43V45H72V57H71V64H70V69H71V71L69 70V73L70 72H72V73H70V74H72L73 75V77H72V75L71 76H69V78L67 79L68 81H72V79L74 80V81H72V83H71V85H70V83L66 80H63L64 78L63 77H58V79L56 78V80H54V81H52V84H51V93H53V95L51 94V95H49V97L50 98H52L53 97V100H57V105L55 106H53L54 107V111H52L51 112V110H49V109H44V113L43 114H41V112L39 113L38 111H35V113L34 114H32V116L30 115V111H31V109L34 107L35 108V106L37 107V105L39 104L40 105V103H39V95H37L38 93H37V86H36V84L33 82V80L31 79L32 78V76L30 75V74H28L29 72H28V70H27V75L24 73L25 71H26V68L28 69V67H26V64L24 63V62H22L21 61V63H19L18 64V62H17V64L16 63H14L13 65L15 66V64H16V66H17V68L20 70V71H18L19 73H18V75H20V76H18V75H16V76H14V77H11V80H12V78L14 79L13 80V82L11 81V82H9V84L10 85H8V86H6V87H8V88H6V89H4V87L2 86V85H0V89H1V87L3 88V89H1V90H5V91H7V92H9V90L10 91H12V92H14V93H18V90H22L23 92H22V97H19V94H14V93H11V92H9V96L11 97H9L8 99H10L9 101V105H10V108H12V111H10L9 112V114H10V116L12 117V118H10V116H9V121L6 123V125L7 126H9V129L8 128H6L7 130H5V132H3V134L4 133H6V131H7V133H8V131L10 132V133H18V132H24L23 131V127H24V129H25V131H28L27 129H29L30 130V133L32 134H30L29 133V131H28V135L31 137V139H30V143H31V145H33L34 146V150L32 151V147H31V145L29 144V142H28V144H29V146L31 147H29L28 145V148L27 147H25V148H23V149H21V150H19L18 151V153L17 154H15V152H13V154H12V157H11V161H12V159L14 158V162H13V164H15V165H12L13 167H9L8 169V171H5V173L8 175V176H10V177H8L9 178V182L7 183L8 185H11L12 184V182L14 183V182H16V181H18V180H22V177H23V179L26 177V175H27V177H26V181H24V182H22V184H21V182H16L15 183V187H14V185H13V187L14 188H16L15 189V192H18V195H20L21 196V194H26L27 193V190H28V188H30L33 184H32V182H33V177H32V175H30V171L28 170V168L29 167H33V166H35L36 168H37V170L40 172V173H43L42 174V178L44 179V177H45V179H44V182H45V184H44V192H45V198H47V200H48V204H53L54 202V204L53 205H51L50 204V206L49 205H47V207L50 209H48L49 210V213L50 214H48L47 213V215L49 216V217H51V216H53L54 218H50V219H47V220H54V222H52V223H54V224H52L51 223V225H49L48 224V222H47V220H45V219H43V220H45V222H47V227H46V225H45V222L42 224V221H40L41 222V225H42V227H40L39 228V226H38V228L40 229H37V230H39V231H35V230H32L33 228H30L28 225V228H26L25 230H22L21 231V234H23L22 232H24L25 231V233L21 236V234H19V233H13V232H10L11 234H7V235H9V237L7 236V238H5L4 236H5V234H3V231L4 230H6V228H8V226L11 224V223H13L12 221H16V219H20V218H23L22 220L23 221H25V219L26 218H30L31 217V215L33 216V214H35L34 213V211L33 210H29V209H19L18 208V204H17V199H14L13 198V196L15 195L13 192H11L10 193V191L8 192L7 191V189L6 188H4L6 191L5 192H3V194H2V192H1V190H0V195H1V197H0V207L3 209V208H5L4 210H9L11 213H10V215H9V211H8V214L7 215H9V217H4L5 218V222H4V218H2V224H1V227H0V236H2L1 238H0V243L1 242H3L4 241V244H2L1 243V245H0V247L2 248V245H5L6 243L7 244H9V243H11V246H12V244H13V247H11V246H9V245H7V246H9L10 247V249H12L11 251L10 250H6V253H4V254H6V255H8V258H9V256L11 255V253H13V249H15V243H16V241L14 240V239H19L20 241H21V237H24V239L26 238L27 240H29V239H32V237L34 236V234H33V231H35V232H41L40 234H44L45 235V233H50V231L49 230H51V229H55L56 228V231H53V233L54 232H56L57 233V231L59 232V233H57V236H56V234H55V236L56 237H54V235H52L53 237H54V241H51V240H53L50 236V238L49 239H51L50 241H49V243H51L52 245H50V246H52L55 250H56V252H55V255H56V257L55 258H57V259H55L56 261H58L57 263H56V261H55V263L56 264H66V263H72L71 261H73V263L72 264H96L97 263V261H98V263L97 264H100L99 262H102L103 263V260L101 259V258H99L98 259V253L100 252V253H102L103 252V250H104V254L102 255L104 258H105V262L103 263V264H168V257L170 258V256H168L169 254L170 255H172L173 254V252H172V248H173V251L175 252V250L176 251H178L177 249V247H176V244H178V243H176L175 244V242L177 241H179V240H181L182 241V238H180V237H183V236H181V231H180V228L178 229L177 227L175 228L174 227V232H170V231H166V230H164L163 229V227H162V225L163 224H165V225H167V223H169V225H167L168 227H172V226H174L173 225V223L171 222V220H170V218H169V216H171L170 214V212L171 211H173V210H175V211H173L172 213L173 214H176V212L178 211H180L181 212V210L183 211V206L185 207H188L189 209H190V211H189V209H187L186 207V209L188 210V212H190V214H192V216L194 217V215H195V213L196 212H198V213H196V217H192L191 216V219L193 220V223H195V221L196 220H198V221H200L201 219L203 220V221H200V222H198V223H200V224H202L201 222H203V225L202 226H207V225H209V226H207V227H203L204 229H206L208 232L206 233V231H205V233L208 235V233L210 232V231H214V228L216 229V231H214L213 233H214V235H216V233L215 232H220V229L221 230H223L225 233H224V236H223V233L221 232V235H220V233H219V235L220 236H218V235H216L218 238H221V240H225V241H222V245H226L227 243V240L228 241H230V245L229 246H231V243L233 244V247H232V249L233 250H235L233 253H234V255H232V254H229V255H226V257L225 258H223V259H220V260H224L225 262H223L222 264H254L255 263V261H256V263L255 264H260V263H262L263 262V264H264V259H261V258H259L257 255H256V253L258 252L257 250H258V248L260 249L259 251H261L262 253H264V246H263V244H264V242L261 244L262 245V248H260V245H259V243H260V241L259 242H257V240L259 239V237H261V241L263 240L264 241V237H262L263 235L261 234H259L260 232H258V231H260L261 229H258L259 227H256V229L258 230H256V232H258V234L257 235H259V236H257L258 237V239L256 238V240L255 239H251L252 240V242L253 243H255V241L257 242V243H255V244H258L259 245V247H257V245H255L256 246V248L255 247H253V248H255V250L257 251L256 253H255V250H252V252H251V250H249L248 248H246V251L245 252H248V257H247V255L245 254V252H244V250L245 249H241V251H240V246L238 247V245H241V247L243 246L242 244V241L241 240H239V238H238V241L240 242V244H238L237 243V246H236V243H235V245H234V243L233 242H235L236 241V237H235V235L237 236V233H236V231H235V229L237 228V232H238V234H239V232L241 233V234H243L242 233V231L244 230V229H242V228H245L246 230H248V232H249V230H250V224H249V226H248V224H247V227L249 228V229H247L246 227H243L246 223H244L243 225H240L239 227L237 226H235L234 225V223L233 224H230V223H228L229 224V226H227V225H224L223 223H221V221H220V216H218V220L219 221H216V220H212V218L210 219V222H207V223H209V224H206V222H205V218L203 217V215H204V212L205 211H203V208L201 207L203 204H202V202H203V200H202V202H200L201 200L200 199H202L201 198V196H202V194L200 195V193H198L199 192V190H200V188H201V190L200 191H204V188H206V189H208L209 187H211L213 184H215L214 182V179H217V178H221V177H224V176H226V175H229L230 176V172H227V173H224V172H217V171H215L216 173H214L213 171V167H211L212 166V164L210 163L209 165H211L210 167H208V166H204V165H201L200 163H198V165H196L197 163H194V166H193V163H191L190 162V160L189 159H191V154H192V151H191V149L190 148H188L189 146L188 145H180V148H181V154L179 155V157H180V161L178 162V164H177V162L175 163V162H171V160L170 159H168V157L166 158V160L168 161H170L171 163H173L172 165V169L174 168L175 170H177V168L179 167V170L178 171H180V172H178L177 173V171H173V170H170V168L168 167V166H166V165H164V164H162L160 161H159V158H161V156H160V153H159V151H157V150H159V148H158V142L157 141H160V142H162L161 144H163L164 143V141H165V139H166V137H167V134H168V132L167 131H169L170 130V127H169V123H170V118H168V116H165V117H160V118H158V119H160V122L158 121V119L156 120L157 122H159V123H157V122H155L154 121V112H153V110H152V108H151V110L148 108L147 110L145 109V110H142L140 113H138V115L140 114L141 116H140V118H143V121L144 122H149V121H153V123H155L154 124V126H156V128H157V126H158V124L161 126H158L159 128H157V132L154 134V135H152L151 133H150V135L151 136H154L153 137V142L155 141L156 142V144H157V146H156V144H155V142L153 143L152 142V144H151V146H150V150L152 151V154H151V152H150V150L148 151V149H147V152H145L146 151V149H143V148H141L142 146H143V144H144V140H143V135L142 134H140L141 133V131L138 133V132H136L137 130H134L135 129V127H131V126H134L133 124H131V122H130V120H129V116H127L126 117V114L128 115L129 113L127 112V110L125 109V100H124V94H123V91H122V80L121 79H126V81L128 82V83H131L132 84V82L134 81V79L136 78V81H141L143 84H141V83H139V85L141 84V87H142V85H144L143 86V88L145 89V87L146 88H148V87H150L149 89H146V90H144L142 93H140V92H138V91H132L131 93H133V95L135 96V98H133L134 99V101L136 100H143V99H149V98H151V99H149V100H152V101H154V95L155 94H153L152 92H154L153 90H155V89H151L152 87H153V85H155L154 86V88H156V90L157 89H159V87L161 86L162 87V89H163V84L166 86V88H167V91H169L168 89L170 88L169 86L171 85V87H172V85L175 87V91L173 90V92H176V91H178V92H176L175 94H176V96L178 97L179 95H181L183 92V95H181L180 97H182L183 99H182V101L183 102H186V104L188 105V106H192L191 108H193L194 109V107L193 106H195V98H197V95L199 94V90H195V92H193L194 94H195V98H193V96H192V94L190 93L191 92V90H189V89H192V88H190V86L188 87L187 86V89L185 88L186 86H185V82L183 83V84H181L182 83V79H181V77L179 76V68H181L182 67V69H183V66H181V65H184V63H185V61H186V58L183 56V54H182V52H181V55L179 56L178 54H180V52H177V50L178 51H181L180 50V48H179V44L181 43L182 44V42H178V41H180L181 39L183 40L184 38L183 37H181V36H179L178 37V35H177V37H176V39L175 38H172L171 40H173L174 39V41H173V47L170 45V42H171V40H170V42H169V39L170 38H168L166 41H168L169 42V44H168V42H166L165 40H163V42L165 41V46H164V48H166L168 51L169 50H171V48H172V50H174V51H172L173 52V56H172V54L171 53H167L168 51L165 49H163V50H161V48H160V50H161V52H160V50L157 48V47H154V49L156 48L157 50H156V52H155V50L154 51H152L153 50V47H151L152 48V50H150V46L149 45H147L146 44V42L145 41H143V40H141V42L143 43V42H145V43H143V45H141L139 42V38H136L137 36L139 37V34H136L137 33V26H140L138 29H143L142 28V26H144L145 25V23H146V27L145 28H147V25H148V27H149V29H150V31H149V29H148V33L150 34L151 33V31H153V32H155L154 30H153V28H156L155 26H149V20H147V19H151L152 17H149V16H152V15H148V14H151L152 12H149L148 13V11H150L151 9L148 7H145V6H148V5H144L143 3V5L141 4V8L139 7V5H140ZM203 4V6H204V4H205V2L204 3H202ZM217 5L216 7H215V5L214 6H211V5ZM97 5V6H96ZM234 5H238L237 3L236 4H234ZM4 6L5 5H3L1 8H3L4 9ZM140 9H139V8ZM142 7H143V9H145V10H147V12L145 11V10H143L142 9ZM165 8H169V6H164ZM172 7V6H171ZM170 7V9H172ZM214 8V9H212V8ZM0 8V13H2V9ZM28 8V9H27ZM103 8V7H102ZM162 8V7H161ZM164 8V9H165ZM176 7H173V11L175 12V11H177L178 12V9L176 8V10H174ZM216 8V9H215ZM7 8H5V10H6ZM45 9V7L43 8V7H41V10L40 11H36V10H32V8L31 7H24V8H22L21 10H19V12L17 11L16 12V14H15V16H19V18H22V17H24L26 20H30V26H31V28H33V31H35V32H38V33H40V31H41V27H43L44 26V22H42V19H41V15H43V11L42 10H44ZM89 9L90 10H92V11H89ZM138 9V10H137ZM149 9V10H148ZM163 9V8H162ZM170 9H169V11H170ZM12 10V9H11ZM142 10V13L141 12H139V11H141ZM203 10H205V6H204V9ZM255 10V9H254ZM20 11H22V12H20ZM26 11V12H25ZM34 11V12H33ZM145 11V12H144ZM154 11V10H153ZM168 10L167 11H165L166 12V14L169 12ZM169 12L168 13V19H169V21H170V17L171 18H174V19H171L172 21H173V23H174V21L176 20L177 21V19L175 18V17H179L178 16V13L177 14H175L174 12ZM29 12V13H28ZM42 12V13H41ZM90 12H92V13H90ZM144 12V13H143ZM180 12H181V10H180ZM179 12V13H180ZM212 13V14H210V15H208V14H205L206 16V18H204V16H203V14L204 13ZM256 12V11H255ZM26 13V14H25ZM32 13H34V14H32ZM36 13H38V15L36 14ZM145 13H147V14H145ZM172 13V14H171ZM215 13V14H214ZM217 13V14H216ZM22 14H23V16H22ZM29 14V15H28ZM139 14H141V15H139ZM144 14H145V16H144ZM143 15V16H142ZM148 15V16H147ZM172 15H173V17H172ZM177 15V16H176ZM233 16H235L236 17V15H234V14H232ZM29 16V17H28ZM34 16V17H33ZM201 16H199L200 18H201ZM209 16V17H208ZM210 16L211 17H216V18H214V20H212L211 18H210ZM233 16H232V18H233ZM254 16V15H253ZM255 16H256V13H255ZM38 17H40V18H38ZM235 17H234V19H235ZM207 18H209V19H207ZM237 18V17H236ZM153 19V18H152ZM168 19L166 18V20L168 21ZM233 19V20H234ZM178 20H179V18H178ZM236 20V19H235ZM234 20V21H235ZM38 21H41V22H38ZM94 21V22H93ZM148 21V22H147ZM151 21V20H150ZM168 21V22H169ZM172 21H170V22H172ZM175 21V22H176ZM136 22V21H135ZM182 22V21H181ZM188 22V21H187ZM154 23V22H153ZM152 23V21H151V23H150V25H152L153 24ZM172 23V24H173ZM68 24V25H69ZM138 24V25H137ZM139 24H142V26L141 25H139ZM186 22L185 23H181V25H184V26H186V27H189V22H188V24H186ZM191 24V23H190ZM36 25V26H35ZM61 25V27H59ZM72 25L74 26V27H72ZM78 25V28L76 27ZM215 25H216V23H215ZM58 26V27H57ZM136 26V27H135ZM184 26H182V27H184ZM39 27V28H38ZM99 27H101V29L99 28ZM185 27V28H186ZM192 27V25H190V27L189 28H187V30H189L190 28ZM134 28V29H133ZM152 28V29H151ZM193 28V27H192ZM191 28V31L194 29H192ZM96 29V30H95ZM104 29V30H103ZM109 29V30H108ZM80 30V31H79ZM101 30H103V31H101ZM131 30V31H130ZM156 30V29H155ZM186 30V29H185ZM79 31V32H78ZM94 31V32H93ZM99 31V32H98ZM101 31V32H100ZM128 31V32H127ZM133 31V32H132ZM158 31V30H157ZM194 31V30H193ZM72 32V33H71ZM83 32V31H82ZM106 34H105V33ZM189 31H187V33H188ZM80 33V34H79ZM92 33V34H91ZM111 34V36H109V34ZM183 35L182 36H185L186 34V31L184 32L183 31ZM191 33H193V32H191ZM196 32L194 31V33L193 34H190V33H188V34H190V35H187V36H185L186 37V42H189V40L187 39V37L188 36H191V37H194V36H192V35H195V38H189V39H191L190 41H192V39H197V38H199V35L196 33ZM99 34V35H98ZM102 34V35H101ZM108 34V35H107ZM129 34V35H128ZM92 35V36H91ZM106 35H107V37H106ZM113 35V36H112ZM151 35H152V33H151ZM3 35L1 34L0 35V40H3V39H8V37L10 36V35H4L3 37H2ZM95 36V37H94ZM98 36V37H97ZM136 36V37H135ZM147 36H149V35H147ZM1 37L3 38V39H1ZM79 37V36H78ZM90 37V38H89ZM104 37V38H103ZM108 37H112L113 38V41H112V38H110L109 40H108ZM134 37V38H133ZM145 37H146V34H145ZM171 37V36H170ZM203 37V36H202ZM201 37V35H200V39H198L199 41L201 40V41H205L204 39H201L202 38ZM11 38V36L9 37V39ZM13 39H14V37H12ZM98 38V39H97ZM106 38V39H105ZM119 38V39H118ZM167 38V37H166ZM179 38H181V39H179ZM104 39L107 41L106 43H105V41H104ZM126 39V40H125ZM128 39V40H127ZM178 39V41H176ZM205 39H206V37H205ZM198 40H193V41H195V43L194 44H198V43H196V41H198ZM207 40V39H206ZM64 40L63 39H58L57 40V42H55V47H57V49H55L54 51H53V54L51 53V57H52V59H53V61H49L48 60V58L45 56V54H43V52H42V50H40V43L38 42V39H36V38H30V44L32 45L31 47H30V49H31V52H30V54H31V58L33 59V61L35 62V67L36 68H38V70H41V69H44V67L46 66L47 67V65L49 64V63H53V64H57V66L62 62V51H63V46H64V42H63ZM102 41V42H101ZM112 41V42H111ZM198 41V42H199ZM200 41V46L199 47H204V45H205V47L202 49V47L200 48V50H199V52H202L201 50H203V55H204V57L206 58L207 57V59L208 60H210L209 58H208V56L209 57H211L212 55H213V57H211V59H218V57L216 56L217 54H211V53H209L210 51H211V49H209L208 47H209V42L208 43H206L207 41H205L204 43H206L207 45H208V47H207V51H206V44H204V45H201L202 44V42ZM93 42V43H92ZM114 42V43H113ZM175 42V43H174ZM176 42H177V44H178V46H177V44H176ZM107 43H109V44H107ZM128 43V44H127ZM166 43H167V45H169L168 47L170 48V49H168L167 48V45H166ZM183 45L184 46H186L185 45V40L183 41ZM190 44H191V42H189ZM105 44V45H104ZM113 44V45H112ZM130 44V45H129ZM144 44H146L147 46H149V47H146V45L144 46ZM187 44V43H186ZM190 44H187V47H189L190 48V46H188V45H190ZM194 44H191L192 46L194 45ZM108 45H109V47H108ZM135 47H134V46ZM177 47H176V46ZM104 46H107L108 48H109V50H111V51H109V52H106V54L105 53H102V50H103V47ZM171 46V47H170ZM175 46V47H174ZM183 46V47H184ZM191 46V47H192ZM194 46H196V45H194ZM197 46V48L199 49V47ZM95 47V48H94ZM122 47V48H121ZM137 47V48H136ZM145 47L147 48V49H145ZM76 48V49H75ZM111 48V49H110ZM144 48V49H143ZM149 48V49H148ZM173 48H175V49H173ZM195 48V47H194ZM192 49L194 52L197 50L198 51V49ZM75 49V51H73ZM136 49V50H135ZM32 50H34V52L32 51ZM57 50V51H56ZM129 50H131V51H129ZM141 50V51H140ZM176 50V51H175ZM185 50H186V48H185ZM206 52H208L209 53V55L208 56H206L205 54H208V53H206ZM97 51V52H96ZM100 53H99V52ZM160 52V53H164V54H166V57H165V55L163 54V56L164 57H161V58H163V59H161L159 56H160V53L158 54L157 52ZM163 51V52H162ZM191 51V50H190ZM222 51V50H221ZM221 51H218V52H221ZM225 51V50H224ZM36 52V53H35ZM76 52H77V56L80 58H78L77 56H76ZM96 52V53H95ZM114 52V53H113ZM116 52V53H115ZM133 52V53H132ZM152 52V53H151ZM170 52V51H169ZM174 52H177L176 54H174ZM211 52H213V51H211ZM218 52H216V53H218ZM75 53V54H74ZM157 53V54H156ZM198 52H196V54H197ZM201 53V54H202ZM94 54V55H93ZM114 54V55H113ZM155 54V55H154ZM170 54V55H169ZM200 54V55H201ZM211 54V55H210ZM102 55V56H101ZM113 55V56H112ZM121 55V56H120ZM137 55V56H136ZM157 55H158V57H159V59H157L158 57H157ZM168 55H169V57H168ZM177 55V56H176ZM198 55V54H197ZM198 55L199 56V58L202 56L203 57V55ZM115 56V57H114ZM140 56V57H139ZM151 56H152V58H151ZM156 56V57H155ZM162 56V55H161ZM182 56H183V59L185 60H183V59H181L182 58ZM214 56H216L215 58H214ZM46 57V58H45ZM96 57V58H95ZM98 57V58H97ZM103 57V58H102ZM168 57V58H167ZM176 57V58H175ZM178 57H180V60H181V64L179 63V65L181 66V67H178L179 65L177 64V61L179 60L178 59ZM202 58L203 60H201V61H204V60H206L205 58ZM57 58V59H56ZM117 60H116V59ZM175 58V59H174ZM98 59V60H97ZM116 60V62H114V60ZM166 59V60H165ZM177 59V60H176ZM48 60V61H47ZM61 60V61H60ZM95 60V61H94ZM129 60V61H128ZM163 60V61H162ZM170 60V61H169ZM175 60H176V62H175ZM208 60H206V61H204L205 63H207L208 62ZM215 60H211V61H214L215 63H216V61ZM19 62H20V60H18ZM37 61V62H36ZM146 61V62H145ZM210 61V62H211ZM55 62V63H54ZM78 62V63H77ZM122 62V63H121ZM126 62V63H125ZM137 62V63H136ZM159 62V63H158ZM179 62V61H178ZM219 62V60H217V63ZM128 63V64H127ZM215 63H213L212 62V65L213 66H215ZM154 64H156V65H154ZM167 64V65H166ZM177 66H176V65ZM185 64H187V61H186V63ZM219 64V63H218ZM41 65V66H40ZM81 65V66H80ZM106 65V66H105ZM117 65V66H116ZM160 67H159V66ZM211 65V66H212ZM72 66V67H71ZM78 66V67H77ZM119 66V67H118ZM147 66V67H146ZM216 66H217V64H216ZM23 67V68H22ZM83 67V66H82ZM107 67V68H106ZM171 67V68H170ZM15 69H16V67H14ZM59 68H61V67H59ZM81 70H80V69ZM102 68V69H101ZM174 68V69H173ZM177 68V69H176ZM214 67H212V69H213ZM173 69V70H172ZM217 71L219 70L218 69V67L217 68H215ZM215 69H213L214 71H216ZM221 69V68H220ZM101 70H103V71H106V74H105V76H107V79H108V81H109V83H110V85H111V88L110 89H108V92L107 91H105V90H107V89H105V88H103L102 87V85L103 84H101L102 82L100 81V74L101 75H103V73H100V72H103V71H101ZM143 70V71H142ZM159 70V71H158ZM174 70H175V72H174ZM177 70V71H176ZM22 71H24L23 73H21ZM42 71V70H41ZM108 71V72H107ZM123 71V72H122ZM148 71V72H147ZM172 71V72H171ZM78 72V73H77ZM126 72H129L128 73V75H127V73ZM139 72V73H138ZM0 80H3V78H4V76H3V73H2V71L0 70ZM82 72H80V74H81ZM109 73V74H108ZM149 73V74H148ZM167 73V74H166ZM179 73V74H178ZM131 74V75H130ZM146 74V75H145ZM161 74V75H160ZM166 74V75H165ZM174 74H178V75H175L174 76ZM126 75V76H125ZM141 75V76H140ZM148 75V76H147ZM164 75V76H163ZM167 75H169V76H167ZM2 76H3V78H2ZM19 78H18V77ZM138 76V77H137ZM145 76V77H144ZM177 76V77H176ZM178 76L180 77V79L181 80H178ZM79 77V76H78ZM77 77V78H78ZM122 77V78H121ZM124 77V78H123ZM133 77V78H132ZM141 77H143L144 79H141ZM166 77H169V78H166ZM170 77H172V78H174L175 80H176V83L179 81H181L180 82V86H182L183 87V89L184 90H180V86L178 85H174V83H172V81L174 80V79H171L170 80ZM199 77V76H198ZM2 78V79H1ZM18 80H17V79ZM25 78V79H24ZM71 78V79H70ZM138 78V79H137ZM152 78V79H151ZM61 79V80H60ZM66 79V78H65ZM103 79V78H102ZM147 79V80H146ZM15 80H17V81H15ZM99 80V81H98ZM132 80V81H131ZM144 80V81H143ZM145 80H146V82H145ZM174 80V81H175ZM63 81H65L66 82V84H67V82H68V85H66L65 84V82H63L65 85V87L63 86V83L62 82ZM31 82V83H30ZM101 82V83H100ZM160 82V83H159ZM58 83V84H57ZM114 83V84H113ZM134 83V82H133ZM168 83V84H167ZM171 83V84H170ZM157 84H159V86L157 85ZM167 84V85H166ZM179 84V83H178ZM17 85V86H16ZM23 85V86H22ZM50 85V84H49ZM98 85V86H97ZM114 85V86H113ZM148 87H147V86ZM156 85H157V87H156ZM169 85V86H168ZM68 86V87H67ZM70 86V87H69ZM74 87V89H73V87ZM87 86V87H86ZM89 86V87H88ZM115 86H117V87H115ZM168 86V87H167ZM177 86V87H176ZM23 87V88H22ZM50 86H48V88H49ZM63 87V88H62ZM72 87V88H71ZM113 87V88H112ZM173 87V88H174ZM179 87V88H178ZM11 88V89H10ZM17 88H19V89H17ZM69 88V89H68ZM89 90H88V89ZM101 88V89H100ZM119 88V89H118ZM165 88V87H164ZM166 88H165V90L163 89H161V91H163V94H164V92L165 93H167L168 94V92H166ZM189 88V89H188ZM13 89V90H12ZM49 89V90H50ZM63 89H64V91H63ZM170 89H172V88H170ZM177 89H179L180 91H181V93H180V91L179 90H177ZM36 90V91H35ZM45 90H47V89H45ZM49 90H47V92L49 91ZM62 91V93L61 94H59L60 93V91ZM94 90V91H93ZM187 92H186V91ZM17 91V92H16ZM87 91V92H86ZM121 91V92H120ZM146 91V92H145ZM56 92V93H55ZM135 92V93H134ZM90 93V94H89ZM108 93V94H107ZM145 93V94H144ZM155 93V92H154ZM178 93H180V94H178ZM189 93V94H188ZM10 94H12V95H10ZM14 94V95H13ZM30 94V95H29ZM166 94V96H168V95H170V91H169V94L167 95ZM185 94V95H184ZM188 94V98L186 97V95ZM193 94V95H194ZM92 95V96H91ZM151 95V96H150ZM174 94L173 93H171V96H173ZM189 95H190V97H189ZM55 96L57 97V96H59V98L57 97L56 99H54L55 98ZM87 96V97H86ZM164 96H165V94H164ZM171 96L169 97L168 96V98H171ZM199 96V95H198ZM19 97V98H18ZM28 97V98H27ZM137 97V98H136ZM174 97V96H173ZM174 97V100L176 101V103H175V101L173 102L174 104H173V106L175 107V106H177V100H178V98H180V97ZM192 97V98H191ZM22 98V99H21ZM76 98H78V99H76ZM123 98V99H122ZM175 98H177V99H175ZM186 98V99H185ZM190 98V99H189ZM1 100V99H0ZM76 100V101H75ZM78 100V101H77ZM114 100V101H113ZM122 100H124V102L122 101ZM180 101H181V98L179 99ZM190 100H194V101H192V102H194L193 104L194 105H192V102L190 101ZM19 103H18V102ZM23 101V102H22ZM106 103H105V102ZM108 101V102H107ZM180 101H179V103H180ZM181 101V102H182ZM198 101H201L200 99L199 100H196V104L197 105H199V102ZM103 103V107H101V104ZM117 102L119 103V104H117ZM121 102H123V103H121ZM183 102H182V104L181 105H183ZM203 103H204V101H202ZM58 103H60L59 105H58ZM74 103H76V104H74ZM95 103V104H94ZM108 103H109V105H108ZM113 103H115V104H113ZM191 103V104H190ZM203 103H201V104H203ZM107 106H105V105ZM110 104H111V107H110ZM185 104V105H186ZM201 104L199 105L200 107H199V109L201 110V112H202V107H203V112H207L208 110V108H206L205 109V106H206V104L204 103L203 105H202V107H201ZM38 105V106H39ZM79 105V104H78ZM93 105V106H92ZM95 105V106H94ZM195 106L196 108L198 107V106ZM19 106H21V108L19 107ZM59 107L58 109L57 108H55V107ZM118 106V107H117ZM188 106H185V107H183V109L185 110V108H186V110L188 109ZM104 107L107 109L106 110V112L104 111ZM115 107H117V108H115ZM152 107V106H151ZM178 108H179V110L181 111V112H183L182 110H181V107L180 106H177ZM96 108V109H95ZM103 108V109H102ZM190 108V107H189ZM190 108V109H191ZM192 109V110H187V111H185L184 113H185V116L186 115H188L187 113L189 112V113H191V115H193V116H197V117H195V118H197V119H195L194 117H192L191 115H188V118L191 116V118H189L190 120L192 119V121H191V123H194V124H192L190 127L193 129V128H195L196 130L197 129H203V127H204V125H206V121L208 120H210V119H213L214 118V116L211 114V113H208L209 115H212L213 116V118H212V116L209 118V119H206L205 117H204V119L205 120H202V116H204L201 112H199L198 111V108L197 109ZM210 108V107H209ZM16 109V110H15ZM94 111H93V110ZM97 109H99V111L101 110H103L102 112L100 111V114H101V116H104V117H102V119H100V120H98L99 119V115L100 114H98L99 113V111L97 110ZM204 109L205 110H207V111H204ZM112 110V111H111ZM123 110V111H122ZM210 110L211 109H209V112H210ZM45 111H47L48 112V114L46 115V113L47 112H45ZM61 111V113H59ZM81 113H80V112ZM117 111H119V112H117ZM121 111V112H120ZM12 112H13V114H12ZM52 114H51V113ZM63 112V113H62ZM92 112V113H91ZM95 112V113H94ZM180 112V113H181ZM198 112V113H197ZM57 113V114H56ZM68 113V114H67ZM89 113H90V115H89ZM144 113V114H143ZM184 113H182V115L184 114ZM195 113L197 114V115H195ZM53 114H54V116H53ZM60 114V115H59ZM80 114V115H79ZM104 114V115H103ZM109 116H108V115ZM116 114V115H115ZM119 114V119H118V115ZM198 114H200V122H199V117H198ZM14 115V116H13ZM21 115V116H20ZM45 115V116H44ZM50 115V116H49ZM57 115H59V116H57ZM93 115H94V117H93ZM107 117H106V116ZM110 115H111V117H110ZM115 115V116H114ZM49 116V117H48ZM55 116H56V118H55ZM90 116H91V118H90ZM114 116V117H113ZM48 117V118H47ZM50 117H51V119H50ZM61 117H62V119H61ZM63 117H66V118H63ZM70 117V118H69ZM97 117V118H96ZM117 117V118H116ZM122 119H121V118ZM78 118V119H77ZM93 118V119H92ZM94 118L96 119V120H94ZM109 120H108V119ZM111 118V119H110ZM123 118H126V119H123ZM150 118V119H149ZM193 118H194V120H193ZM218 117H216L215 119H217ZM43 119V120H42ZM46 119H49V121H50V123H49V121L48 120H46ZM61 119V120H60ZM92 119V120H91ZM113 119V120H114ZM169 119V120H168ZM32 120H35L34 122H36V123H38V124H35L34 123V125L32 124L33 123V121ZM37 120V121H36ZM55 120H57L58 121V124H60L59 126H56L57 125V121H55ZM70 120V121H69ZM79 120V121H78ZM105 120L107 121V122H105ZM121 120H122V122H121ZM129 120V121H128ZM168 120V121H167ZM196 120L199 122V124L201 123V122H203V121H205V122H203L204 123V125H203V123H201V125L198 127V123L196 124ZM32 121V122H31ZM151 121V122H152ZM167 121V122H166ZM213 122H214V119L212 120ZM212 121H210V123L212 124L211 126H210V128L212 129H208L209 128V126H205L204 128H205V130H204V137H206V138H204V137H199V135H198V140H200V139H207L208 138V136L210 135V139H212V137H213V139L214 140H216L215 138H214V136H217V134L218 133H216V131L214 130V129H216L217 128V130H218V126H220V124H218V125H216L215 123H213ZM216 121V120H215ZM218 121H219V118H218ZM218 121H216V122H218ZM25 122V123H24ZM43 122H45V123H43ZM65 122V123H64ZM67 122H69V123H67ZM78 122V123H77ZM30 123H31V127H29V125H30ZM54 123H55V125H54ZM63 123L65 124V128H64V125H63ZM73 123V124H72ZM90 123V122H89ZM104 123H102V124H104ZM220 123H222V124H224L222 121H220ZM9 124V125H8ZM42 124V125H41ZM50 124L52 125V126H50ZM72 124V125H71ZM104 124V125H105ZM163 124V125H162ZM166 124V125H165ZM197 126H196V125ZM6 125H3V128H1V130L0 131H4V126H6ZM13 125V126H12ZM28 125V126H27ZM33 125V126H32ZM38 127H37V126ZM39 125H41V126H39ZM43 125H45V127L43 126ZM54 125V126H53ZM62 125V126H61ZM103 125V126H104ZM128 125V126H127ZM129 125H131V126H129ZM207 125H209L208 124V122H207ZM214 125V126H213ZM6 126V127H7ZM15 126H16V131H15ZM21 126V127H20ZM28 128H27V127ZM61 126V127H60ZM73 126V127H72ZM166 126V127H165ZM193 126H195V127H193ZM13 127V128H12ZM26 127V128H25ZM34 127V128H33ZM35 127H37L36 129H35ZM43 127V128H42ZM50 127H51V129L52 130H50ZM52 127H55L54 129L56 130V127H57V130L55 131L54 130V132H55V137H54V135H52V133H54L53 132V128ZM69 127V128H68ZM71 127V128H70ZM189 127V128H190ZM214 127V128H213ZM221 127H224V128H226V125L224 126V125H221ZM17 128H19L18 130H17ZM30 128H33V129H30ZM45 128H49L47 131L45 130ZM61 130H60V129ZM74 128V129H73ZM207 128V129H206ZM3 129V130H2ZM35 129V130H34ZM71 129V130H70ZM131 129H133V130H131ZM160 129V130H159ZM165 129H167V130H165ZM222 129L223 128H221V129H219V131L220 132H226L225 130L224 131H222ZM11 130V131H10ZM19 130H21V131H19ZM32 130L34 131L33 133H32ZM128 130V131H127ZM130 130V131H129ZM194 130V129H193ZM195 130V131H196ZM213 131L214 133H216V135H214L213 134V132H211V131ZM44 131H46V132H44ZM51 131V133H49ZM125 131H127L126 132V134L125 133H123V132H125ZM132 131H134V132H132ZM148 131V130H147ZM150 131V130H149ZM161 131V132H160ZM197 131H199V130H197ZM210 131V132H209ZM40 132H41V134H40ZM57 132V133H56ZM26 133V132H25ZM43 133H44V136L43 137H46V138H48V135H50L51 134V138H53V139H55L54 141H53V139L51 140L52 142H50L51 143V145L50 146H46L47 144V141H46V145L43 143L44 142V138H40V137H42V135H43ZM48 133V135H46V134ZM122 133L125 135V136H123L122 135ZM135 133H137V134H135ZM148 133V132H147ZM146 133V134H147ZM208 133V134H207ZM58 134V135H57ZM129 134V136L127 137V135ZM131 134H134V135H131ZM149 134V133H148ZM157 134V135H156ZM208 135V136H206V135ZM213 134V135H212ZM220 134V133H219ZM218 134V135H219ZM37 135V136H36ZM135 135L137 136V137H135ZM139 135V136H138ZM142 135V136H141ZM156 135V136H155ZM93 136V135H92ZM131 136V137H130ZM133 136V137H132ZM140 136H141V138H140ZM32 137H34V139L32 138ZM124 139H123V138ZM127 137V138H126ZM192 136H190V138L189 139H192L191 138ZM58 138H60V139H58V141H57V139ZM139 139V140H137V139ZM42 140V142H41V140ZM61 139H63L64 140V142H62L61 141ZM127 139V140H126ZM129 139V140H128ZM136 139V140H135ZM196 139V140H197ZM33 140V141H32ZM45 140H47V139H45ZM62 142H60V141ZM126 140V141H125ZM140 140H142V141H140ZM193 140H195V136H193ZM202 140H200V141H202ZM68 141V142H67ZM124 141V142H123ZM137 141V143L138 144H140V145H137V143L135 144V142ZM49 142V141H48ZM53 142L55 143V145H57V143L58 142H60V146H61V148L59 147V149L61 150H56V148H58V146H59V143H58V145H57V147H55L54 148V146H52L53 145ZM57 142V143H56ZM129 142V143H128ZM140 142V143H139ZM121 144V146L120 145H118V144ZM122 144H124L125 146H123ZM62 145H63V148H62ZM138 147H137V146ZM70 146V147H69ZM122 146L123 147H126V149L125 148H122ZM182 146V147H181ZM188 146V147H187ZM37 147V148H36ZM116 147H118L117 149H116ZM154 147V148H153ZM122 148V149H121ZM138 148V149H137ZM154 149L155 151L153 152V150L152 149ZM156 148V149H155ZM187 148V149H186ZM30 149V150H29ZM35 149H36V151H35ZM114 149V150H113ZM122 151H121V150ZM123 149H124V152H123ZM136 149V150H135ZM141 149H143L144 151L143 152H145L146 153V155L144 154V153H142V151H141ZM27 150V151H26ZM118 150V151H117ZM57 151H59L56 155H55V153L57 152ZM116 152V155L114 154L115 152ZM121 153H120V152ZM127 151V152H126ZM134 151H136V152H134ZM140 151V152H139ZM25 152V153H24ZM30 152V153H29ZM36 152V153H35ZM55 152V153H54ZM133 154H131V153ZM138 152V153H137ZM150 152V153H149ZM27 153V154H26ZM40 153V154H39ZM47 153V154H46ZM69 153H70V151H69ZM142 154V156H144V157H142V156H140V154ZM154 153V154H153ZM156 153H158V154H156ZM21 156H20V155ZM25 154V155H24ZM29 154H33V155H35V158L33 157V160L31 159V158H27V157H29L28 155ZM62 155L61 156V158L58 160H55V156H56V158H57V156H60V155ZM119 154H120V157H119ZM136 154H138V155H136ZM151 154V155H150ZM199 154H200V152L198 151V153H197V156H199ZM17 157H16V156ZM49 155V156H48ZM154 155V156H153ZM185 155V156H184ZM14 156V157H13ZM20 158H19V157ZM124 157V158H122V157ZM127 156H129V157H127ZM131 156L133 157V159H134V161H133V159L131 158ZM137 156V157H136ZM158 156V157H157ZM214 156H216V155H214ZM213 156V159L214 158H216V157H214ZM43 157V158H42ZM47 157V158H46ZM135 157V158H134ZM139 157V158H138ZM155 157V158H154ZM186 157V158H185ZM188 157H190L189 159H188ZM209 157H212V156H209ZM128 158H130V159H128ZM145 158V161L143 160ZM146 158H147V160H146ZM151 158V159H150ZM156 158H158V161H159V163H158V161H157V159ZM187 161L186 163H185V160ZM16 159V160H15ZM26 159V160H25ZM29 159H31V161H34V162H31ZM35 159H37V160H35ZM209 159V158H208ZM212 158H211V160H213ZM20 160V161H19ZM22 160V161H21ZM130 160H132V161H130ZM138 160H143L144 162H140V161H138ZM150 160V161H149ZM182 160V161H181ZM210 160V159H209ZM53 161V162H52ZM57 161V162H56ZM59 161V162H58ZM124 161V162H123ZM130 161V162H129ZM136 161H138V162H136ZM146 161L148 162V164H146ZM153 161V162H152ZM156 161V162H155ZM126 162H128V163H126ZM153 164H152V163ZM185 164H184V163ZM210 162V161H209ZM21 163V164H20ZM51 163V164H50ZM117 163V164H116ZM118 163H120V164H118ZM144 163V167L143 166H141L142 164ZM170 163V164H171ZM0 164H2V163H0ZM31 164V165H30ZM137 164H139L138 166H140V167H137L136 168V172L132 169V168H134L135 169V167L137 166ZM159 166H158V165ZM168 164H169V162H168ZM177 164V165H176ZM183 164V165H182ZM186 164L187 165H189V166H191V169H189L190 167H188V166H186ZM30 165V166H29ZM48 165V166H47ZM52 165V166H51ZM126 166L127 168H128V166H129V169H131V171L133 170L135 173H133V171L131 172L130 170H126L125 171V169H124V167H123V169H121L120 168V166ZM128 165V166H127ZM136 165V166H135ZM161 165V166H160ZM163 165V166H162ZM180 165H182V166H180ZM199 165H201V166H203V167H196V166H199ZM15 166V167H14ZM17 166V167H16ZM132 166V167H131ZM149 166V167H148ZM150 166H154L153 168L152 167H150ZM188 168H186V167ZM45 167V168H44ZM119 168V169H121L120 170V172H119V170L118 169H116V168ZM131 167V168H130ZM145 167H146V169H145ZM156 167V168H155ZM168 167V168H167ZM177 167V168H176ZM192 167L194 168L193 170H195V169H197V173L196 174H200V173H204V172H201L202 170H201V168H204L205 167V169L207 168V171H205V170H203V171H205L206 173V182L202 185L201 183H196V185H195V183H194V180H193V178L191 177V175L193 174H195L194 172L192 173ZM239 167H240V165H239ZM241 167H242V165H241ZM240 167V168H241ZM13 168V169H12ZM18 168V169H17ZM24 168V169H23ZM60 168V170H62V171H64L63 172V174L64 175H62V174H59V173H61L62 171H60L59 172V169ZM113 168H115V169H113ZM126 168V169H127ZM144 169V171H143V174L141 175L140 173H142L141 171H142V169ZM162 168V169H161ZM166 168V169H165ZM198 168H200V169H198ZM42 169V170H41ZM141 169V170H140ZM154 169V170H153ZM165 169V170H164ZM185 169V170H184ZM209 169H212V172H213V175H215L216 176V174H217V178L216 177H214V176H212V172H211V170H209ZM13 170V171H12ZM21 170V171H20ZM116 170H118V171H116ZM138 170H140V173H139V171ZM147 170V171H146ZM152 170V171H151ZM160 170V171H159ZM169 170V171H168ZM189 170H191V171H189ZM199 170H201V171H199ZM242 170H244V167H242V169L241 170H239V171H242ZM106 171H108V170H106ZM116 171V172H115ZM123 171V172H122ZM132 173H130V172ZM157 173H156V172ZM164 171V172H163ZM168 171V172H167ZM170 171H173V174L172 173H170L169 174V172ZM196 171V170H195ZM239 171H237V173L239 172ZM47 172V173H46ZM67 172V173H66ZM108 172V173H109ZM129 172V173H128ZM148 172V173H147ZM166 172V174H164ZM190 172V173H189ZM208 172H209V175H208ZM45 173V174H44ZM56 173V174H55ZM109 173V174H110ZM122 173V174H121ZM126 173V174H125ZM147 173V174H146ZM163 174V175H161V176H165L164 178L165 179H163V177H161L159 174ZM167 173H168V175H167ZM175 173V174H174ZM182 173V174H181ZM235 173V172H234ZM237 173H236V175H237ZM19 174V175H18ZM26 174V175H25ZM134 174H137V176H135ZM138 174L140 175V179H139V177H138ZM148 175V176H146V175ZM150 174H152V175H150ZM154 174V175H153ZM178 174H180V176L178 175ZM191 174V175H190ZM221 174V175H220ZM111 175H108L107 177H111ZM143 175H145V176H143ZM150 175V176H149ZM156 175H158V176H156ZM175 175V176H174ZM222 175H224V176H222ZM13 176H14V179H13ZM49 176V177H48ZM141 176H143V178H145V179H143ZM173 178H172V177ZM182 176V177H181ZM212 177V178H210V177ZM218 176H221V177H218ZM228 176V177H229ZM21 177V178H20ZM48 177V178H47ZM109 177V178H110ZM113 177V176H112ZM125 177V178H124ZM157 177H158V179H157ZM177 177H179V178H177ZM230 177H232V175L230 176ZM11 178V179H10ZM57 178V179H56ZM59 178V179H58ZM118 178H119V176H118ZM137 178V179H136ZM208 178V179H207ZM32 179V180H31ZM53 179V180H52ZM139 179V181H137ZM142 179V180H141ZM150 179V180H149ZM157 179V180H156ZM161 179V180H160ZM167 179H168V181H167ZM169 179H170V181H169ZM179 179V180H178ZM187 179V180H186ZM16 180V181H15ZM63 180V181H62ZM117 180V179H116ZM125 180V181H124ZM163 180H166V181H164L165 183H168V184H163L164 182H162ZM210 180V181H209ZM51 181V182H50ZM141 181V182H140ZM143 181V182H142ZM148 181V182H147ZM172 181H176L178 184H179V186H181V187H179L178 188V186H177V188L176 189H179V190H176L175 192H177V193H174V194H172L171 196H172V198L175 200V199H177V200H173L172 198H171V196L168 194V196H167V192H166V188H167V185H171V184H173V183H175V182H173L172 183ZM212 181H214L213 183H212ZM27 182V183H26ZM140 182V183H139ZM169 182H171V184H169ZM20 185H18V184ZM30 183V184H29ZM58 183V184H57ZM125 183V184H124ZM161 183H162V185H161ZM181 183V184H180ZM183 183V184H182ZM16 184H17V187H16ZM47 184V185H46ZM92 184H94V182L92 183ZM120 184H121V182H120ZM119 184V182H118V185H120ZM124 184V185H123ZM176 184V183H175ZM177 184V185H178ZM194 184V185H193ZM201 184V185H200ZM207 184V185H206ZM209 184V185H208ZM210 184H212V185H210ZM7 185V186H8ZM47 187H46V186ZM56 185V186H55ZM65 185V186H64ZM95 186H93L92 188H95V187H97L98 185H96V184H94ZM164 185H166L165 186V189H164ZM200 185V186H199ZM55 186V187H54ZM159 186V187H158ZM187 186V187H186ZM206 186V187H205ZM12 187V186H11ZM118 187H121V185L120 186H118ZM188 188L189 190H190V193H189V191H187L188 189H186V188ZM208 187V188H207ZM56 188H58L57 190H56ZM98 188V187H97ZM148 188V189H147ZM160 188V189H159ZM181 188H182V190H181ZM199 188V189H198ZM9 190H11L10 189V187L8 188ZM69 189V190H68ZM96 189V188H95ZM95 189H92L93 191H94V193L95 194H97V192H98V190L96 189V191H95ZM143 189H145V190H143ZM165 191H164V190ZM184 189V190H183ZM17 190H19V191H17ZM65 190V191H64ZM118 190V191H119ZM147 190H148V193H147ZM160 190V191H159ZM187 191V192H184V191ZM125 191V192H124ZM143 191V192H142ZM146 191V192H145ZM162 191V192H161ZM196 191V193H194ZM202 191V192H203ZM7 192H8V195H7ZM56 192V193H55ZM69 192V193H68ZM133 194H132V193ZM145 192V193H144ZM150 192V193H149ZM164 192H165V194L166 195H164ZM184 192V193H183ZM5 193V194H4ZM13 193V194H12ZM67 193V194H66ZM71 193V194H70ZM137 193V194H136ZM142 193H144V194H142ZM183 194V195H181V197L179 196L180 194ZM193 193H194V198H192L193 196ZM12 194V195H11ZM62 194V195H61ZM150 194V195H149ZM58 197H57V196ZM144 195V196H143ZM151 197H149V196ZM163 195V196H162ZM196 195V196H195ZM248 195H250V194H248ZM176 196V197H175ZM179 196V197H178ZM183 196V197H182ZM252 196V195H251ZM250 196V197H251ZM53 197V198H52ZM94 197V196H93ZM131 199H130V198ZM146 197V198H145ZM197 197H199V198H197ZM247 197V198H249L250 199V201H249V203H252L253 204V206H254V209H253V207H251L252 206V204H247L248 205V207L245 205V207L246 208H248V210L250 211V209H252L251 211H253V212H255V211H257L258 209H259V206H260V204L259 203H257L256 201H254L253 200V198L251 197ZM49 198V199H48ZM63 198V199H62ZM139 198H141V199H139ZM169 198V199H168ZM180 198V199H179ZM183 198V199H182ZM59 199V200H58ZM95 199H97L98 200V198L96 197V195H95ZM148 200V201H150V199H151V201L153 202H150L151 204H153L154 206L152 207V206H150L151 204H149V206H147L148 207V209H147V207L145 208V207H143V206H145L146 204H145V202H147V204L149 203L148 201H146V200ZM182 199V200H181ZM5 200V201H4ZM11 200V201H10ZM14 200V201H13ZM16 200V201H15ZM51 200H53V201H51ZM97 200H95V201H97ZM107 200H109L110 201V198L109 199H107ZM106 200V201H107ZM139 200V201H138ZM170 200L171 201H173V202H170ZM184 200V202L183 203H181L182 201ZM199 202H197V201ZM3 201V202H2ZM69 201H72V202H69ZM157 201V202H156ZM253 201H254V203H253ZM8 202V203H7ZM53 202V203H52ZM65 203V207H67V208H65V210H66V214H64L65 213V211H64V213H63V211H59V206L56 204V203ZM93 202H94V200H93ZM92 202V206H94L93 204L94 203H96L95 204V206H97V203L98 202H94L93 203ZM124 202V203H123ZM139 202V203H138ZM175 202H177V204H175ZM255 202H256V204H255ZM2 203V204H1ZM72 203V204H71ZM127 203V204H126ZM170 203H173V204H170ZM198 203V204H197ZM67 204V205H66ZM130 204V205H129ZM141 205V207L142 208H140V209H142V217L140 218L139 216H140V213L138 214V212L136 211V208L138 207V206H140ZM179 204V205H178ZM184 204V205H183ZM200 204V207L198 206ZM259 204V205H258ZM8 207H7V206ZM9 205H10V207H9ZM129 207H128V206ZM137 207H136V206ZM143 205V206H142ZM171 205H175L174 207L173 206H171ZM191 205V206H190ZM194 205V206H193ZM249 205H251V206H249ZM3 206V207H2ZM94 206V207H95ZM121 206V207H122ZM133 206V207H132ZM135 206V207H134ZM177 206V207H176ZM179 206V207H178ZM54 207V208H53ZM108 207V206H107ZM107 207H105V209L107 208ZM110 207V206H109ZM107 208L106 210H108L107 212H106V210H105V212L108 214V213H110V208ZM125 207H126V209H125ZM152 207V208H151ZM181 207V209H179ZM234 207V206H233ZM249 207H251V208H249ZM70 208V209H69ZM135 208V209H134ZM144 208V209H143ZM150 208L151 209H153V210H150ZM171 208V209H170ZM174 208V209H173ZM178 208V209H177ZM195 208V209H194ZM202 208V209H201ZM256 208H257V210H256ZM122 209V208H121ZM130 209H132L133 211H135V212H133L132 213V211L130 210ZM148 210V211H150L149 213H147V215H151L153 212H158L159 213V211L161 212V216H160V221H159V223H156V224H154L153 225V229H151V226L152 225H148V224H146L145 222H144V220H142V218H143V214L145 213L146 214V210ZM158 209V210H157ZM171 211H170V210ZM177 209V210H176ZM192 209V210H191ZM200 211H199V210ZM22 210V211H21ZM48 210H46V211H48ZM61 210V209H60ZM70 210V211H69ZM145 210V211H144ZM169 210V211H168ZM197 210V211H196ZM153 211V212H152ZM164 211H166L167 212V215H168V218H167V216L166 215H164L165 214V212ZM191 211H192V213H191ZM51 212L52 213H55V215H57V216H54V215H52L51 214ZM124 212V213H123ZM168 212H169V214H168ZM177 212V213H178ZM179 212V213H180ZM187 212V213H188ZM195 212V213H194ZM200 212V213H199ZM202 212V213H201ZM33 213V214H32ZM60 213V214H59ZM61 213H63V214H61ZM121 213V212H120ZM163 213V214H162ZM76 214V213H75ZM136 214H138V215H136ZM190 214L188 213V215L190 216ZM194 214V215H193ZM230 215L232 214V213H229ZM61 215H66L65 216V218L64 217H62ZM72 215V216H71ZM126 215V216H125ZM68 216V217H67ZM71 216V217H70ZM107 217H109L108 215H106ZM136 216H138L139 218H137ZM26 217V218H25ZM125 217V218H124ZM201 219H200V218ZM213 218H216L217 219V217H215V216H212ZM230 217V216H229ZM232 217V216H231ZM14 218V219H13ZM60 218L62 219H67V220H65L66 221V223L68 222V223H70L68 226H70V230H67V232H72V234L70 235L69 233H66L65 231V229L68 227L66 224H60V222L62 221V223H63V221L64 220H60ZM72 218H74L73 220H72ZM164 218V219H163ZM190 218V217H189ZM234 218V217H233ZM6 219H8V220H6ZM11 219V220H10ZM13 219V220H12ZM41 219V220H42ZM58 219V220H57ZM191 219H189V221L190 222H192V220ZM195 219V220H194ZM235 219H236V217H235ZM234 219V220H235ZM230 221H231V219H229ZM236 220H238V219H236ZM236 220L235 221H233V219H232V222H235V223H238L239 221H237L236 222ZM7 221V222H6ZM22 221V222H23ZM165 221V222H164ZM168 221V222H167ZM211 221L213 222V225H212V223H211ZM11 222V223H10ZM26 222V221H25ZM57 222H58V224H57ZM145 224H144V223ZM167 222V223H166ZM172 224H171V223ZM190 222H189V225H194L193 223H191L190 224ZM217 222H219V223H217ZM3 223H5V224H3ZM65 223V222H64ZM76 223L78 224L77 226L78 227H76ZM196 223H197V221H196ZM198 223L197 224H195V225H198ZM211 223V224H210ZM215 223V224H214ZM217 223V224H216ZM75 224V225H74ZM199 224V225H200ZM205 224V225H204ZM224 225V227H222L221 225ZM4 225V226H3ZM43 225H45V228H43ZM55 226V228H54V226ZM57 225V226H56ZM61 225H65L66 226V228H65V226L64 227H62V228H64L62 231H64V232H61V229L62 228H59V226H61ZM73 225V226H72ZM157 225V226H156ZM215 225H218L217 226V228H216V226ZM7 226V227H6ZM52 226V227H51ZM82 226V227H81ZM191 226L189 227V230H191L190 232H192V228H191ZM201 226V227H202ZM211 226V227H210ZM213 226V227H212ZM219 226L221 227L219 230H217L218 228H219ZM226 226V227H225ZM234 226V227H233ZM246 226V225H245ZM31 227H34V226H31ZM48 227H51V228H48ZM155 227V228H154ZM78 228V229H77ZM80 228L81 229H83L82 231H84L85 230V232H80ZM199 228H200V226H199ZM203 228H200V229H202L203 230ZM226 228V229H225ZM29 229V230H28ZM36 229V228H35ZM43 229V230H42ZM44 229H47L46 231L44 230ZM49 229V230H48ZM58 229V230H57ZM68 229H69V227H68ZM76 229V230H75ZM88 229H89V231H88ZM162 229V230H161ZM177 229H178V231H177ZM184 229H188L187 228V226L184 228ZM78 230V231H77ZM113 230V231H112ZM132 230V231H131ZM188 230V231H189ZM227 230H233V231H229V232H227ZM238 230H240V231H238ZM242 230V231H241ZM263 230V229H262ZM31 231V232H30ZM49 231V232H48ZM141 231V232H140ZM184 231H187V230H184ZM204 231V230H203ZM235 231V232H234ZM34 232V233H35ZM61 232V233H60ZM93 233L92 235L91 234H89V236L91 235V237H89V236H86L87 234H85V233ZM110 232H113V233H110ZM167 232H169L170 233V235H171V237H170V235H169V233L167 234ZM180 232V233H179ZM183 232V231H182ZM212 232H210V234L212 233ZM233 232H234V234H233ZM243 232H245V231H243ZM263 233H264V230L262 231ZM13 233V234H12ZM38 233V234H39ZM52 233V234H53ZM63 233V234H62ZM82 234V235H79V234ZM115 233H117V235H115ZM126 233V234H125ZM230 233H232V236L234 235V238H235V240H229V238L228 237H230V238H233L232 236H229L228 234ZM247 233V232H246ZM254 233H255V231H254ZM4 236H3V235ZM32 234H33V236H32ZM39 234V235H40ZM42 234V235H43ZM47 234H46V237H47ZM67 234V236H65ZM79 236H78V235ZM104 234L106 235V236H104ZM110 236H109V235ZM167 234V235H166ZM11 235V236H10ZM20 235V236H19ZM31 235V236H30ZM49 235V234H48ZM65 237H63V236ZM70 235V236H69ZM172 235H173V237L176 235V237L175 238H177V239H175V238H173L172 237ZM212 236H214L213 234H211ZM228 235V237H225V236H227ZM16 236V237H15ZM20 238H19V237ZM41 236V235H40ZM73 236V237H72ZM95 236V235H94ZM112 236L114 237L115 236V239L113 240V238H112ZM169 236V237H168ZM180 236V237H179ZM212 236H210V237H212ZM224 237V238H222V237ZM239 236V235H238ZM241 236V235H240ZM42 237V236H41ZM80 237H82V238H80ZM106 237H108V238H106ZM168 237V238H167ZM186 239H187V237L186 236H184ZM216 237V238H217ZM43 238V237H42ZM67 238H69L70 239V242H69V240L67 241V242H65L66 240L65 239H67ZM94 238V237H93ZM106 238V239H105ZM110 238H111V240H113V241H111L110 240ZM116 238H119L118 239V241L116 240ZM171 238H173V240L171 239ZM228 238V239H227ZM233 238V239H234ZM1 239H2V241H1ZM23 239V240H24ZM24 240V241H26V242H28L27 240ZM44 239H45V236H44V238H43V240L42 241H44ZM61 239H63V240H61ZM72 239V240H71ZM121 239V240H120ZM191 239V240H190ZM194 239H196V238H194ZM212 239V238H211ZM211 239L209 238L208 239V241L210 240V242H208L209 243V249L207 248L206 250H199L198 249V242H196L198 239H196V240H194L193 241V237L191 238V237H189V239H188V242H187V240H185V239H183V241H185V243L184 244H189L190 246V248L191 249H193V248H196V249H193V250H196V252H197V258H195L194 260H192L193 262V264H201L202 262V264H215L216 263V261H215V257H216V254H217V249H218V246L216 245L217 244V242L216 241H218V240H216V241H214L215 240V237H214V240L212 239V241H211ZM13 241V243H12V241ZM22 240V241H23ZM115 240H116V243L118 242L119 244H120V246L121 247H119L120 249H118L117 247L119 246L118 245V243L117 244H115ZM119 240H120V242H119ZM170 240V241H169ZM174 240H176L175 242H174ZM253 240H255V241H253ZM11 241V242H10ZM15 241V242H14ZM57 241V242H56ZM62 241V242H61ZM76 241V242H75ZM125 241V242H124ZM168 241V242H167ZM183 241L182 242H180V243H183ZM53 242V243H52ZM58 242H61V243H66L65 244V252L63 251V249L62 248H64L63 247V245L64 244H62L61 245V243H60V245L62 246V248H60L61 246H59V243ZM81 242V243H80ZM91 242H93V243H91ZM113 242V243H112ZM121 242H123V243H121ZM141 242V243H140ZM170 242H172V244H169ZM174 242V243H173ZM187 242V243H186ZM190 242H192L191 244H190ZM195 242V244H193ZM224 242V243H223ZM28 243H30V241L28 242ZM27 243V244H28ZM68 243H69V245H71V246H69L68 245ZM71 243V244H70ZM92 244V246H91V244ZM144 243V245H142ZM167 243V244H166ZM179 243V244H180ZM42 244V243H41ZM87 244V245H86ZM170 246H169V245ZM29 245V244H28ZM56 245V246H55ZM57 245H58V247H59V251H58V247H57ZM89 245V246H88ZM140 247H139V246ZM7 246H4L5 248H3L2 249V251L3 252H5L4 250L5 249H7L6 247ZM43 246H44V244H43ZM48 246H49V244H47V245H45V247L46 248H44L45 250H46V254H48ZM55 246V247H54ZM67 246L69 247V249L68 250H66V248H67ZM88 246V247H87ZM146 246V247H145ZM169 246V247H168ZM194 246V247H193ZM227 246H228V244H227ZM245 246V245H244ZM243 246V247H244ZM51 247V248H52ZM73 249V251H71L72 249ZM84 247V248H83ZM143 247V248H142ZM193 247V248H192ZM236 247V248H235ZM246 247V246H245ZM244 247V248H245ZM1 248H0V251H1ZM39 248H41V247H39ZM82 248V249H81ZM87 248V249H86ZM88 248L90 249L89 251H88ZM115 248V249H114ZM170 248V249H169ZM62 249V250H61ZM91 249H93L94 251H92ZM102 249V250H101ZM116 249H118V251L119 252H121V253H118V251L116 250ZM171 250V252H172V254L170 253V251L169 250ZM249 251H248V250ZM263 251H262V250ZM41 249H39V252H42V251H44L43 249H42V251H40ZM54 250V251H55ZM141 250V251H140ZM154 250V251H153ZM163 250V251H162ZM165 250V251H164ZM198 250V251H197ZM237 250V251H236ZM240 251V253H239V251ZM242 250H243V252H242ZM37 251H38V249H37ZM114 251L116 252V253H114ZM123 251V252H122ZM169 251V252H168ZM2 252V253H3ZM39 252H37L38 254H39ZM45 252V251H44ZM44 252H42V253H44ZM58 252V253H57ZM61 252H63V255L66 253V255L68 254V256L70 255V253H71V256H69V257H73V259H71V258H69V257H67V256H63L62 255V253ZM68 252V253H67ZM70 252V253H69ZM179 252V251H178ZM178 252H175L174 254H173V256H174V258H175V256H177L176 258H179L178 257ZM237 252V253H236ZM241 252H242V255H243V253L246 255V257L247 258H244L245 257V255H243V257H242V255H240L241 254ZM250 252H251V254H250ZM1 252H0V259H1V257H2V254ZM37 253H35L36 255H37V257L39 258L40 256H38V254ZM41 253V254H42ZM61 253V254H60ZM79 253H82V254H79ZM89 253V254H88ZM97 253V254H96ZM120 255H118V254ZM177 253V254H176ZM199 253H200V255H202V257H201V259H202V261L201 260H199V258H198V255H199ZM236 253V254H235ZM2 254V255H1ZM114 254H117L118 255V257L116 256V255H114ZM240 256H239V255ZM255 254V255H254ZM259 254H261V253H259ZM33 255H34V253H33ZM36 255H34L35 257H36ZM65 258V259H63L62 258V256ZM80 255H83V256H80ZM105 255V256H104ZM180 255V254H179ZM231 255H232V257L234 258V261H231ZM237 255H238V257H237ZM13 255H11L10 256V258L11 259H13V257H12ZM30 256H32V255H30ZM33 256V258L35 259V257ZM44 258H46L45 256H44V254L42 255ZM40 257V259H41V261L40 262H45V260H43L44 258L43 257ZM47 256V255H46ZM78 256V257H77ZM85 256V257H84ZM111 256V257H110ZM117 257V258H115V257ZM184 254L182 255V258H181V255H180V258L179 259H182L186 264H187V262L188 263H190L189 262V258H188V256H187V258L188 259H186V255L184 256ZM230 256V257H229ZM236 256V257H235ZM251 256H252V258H253V260H252V258H251ZM255 256H256V258L258 257V259H260V261L258 260V259H255ZM26 257V256H25ZM83 257V258H82ZM94 257V258H93ZM97 257V259L98 260H96L95 258ZM239 257H241V258H239ZM6 258V259H5ZM7 258V256H5V255H3V258H2V260H3V262H5V264L7 263V262H9V260H11V259H8ZM32 258V259H33ZM38 258L36 259L37 261H38ZM43 258V259H42ZM69 258V259H68ZM236 258V259H235ZM8 259V261L6 262V260ZM31 259V260H32ZM32 260V261H36V260ZM39 259V260H40ZM61 259H63L62 261H59V260H61ZM115 259H118L119 261H116ZM136 259V260H135ZM28 260H30L29 258H28ZM47 260V259H46ZM65 260H67V262L65 261ZM68 260L70 261V262H68ZM92 260V261H91ZM100 260V261H99ZM125 260V261H124ZM182 260H179L178 261V259H177V261H178V263L180 264V262H181V264H185L184 262H182ZM217 260V259H216ZM219 260V261H220ZM230 260V261H229ZM262 260V261H261ZM65 262V263H62V262ZM115 261V262H114ZM170 261H171V258H170ZM169 261V262H170ZM197 263H196V262ZM218 260H217V263L216 264H221V261L219 262ZM252 261H253V263H252ZM2 262V263H3ZM39 261L38 262H35V264L37 263V264H39L40 263ZM110 262V263H109ZM219 262V263H218ZM1 263V264H2ZM191 263V264H192ZM41 264H43V263H41ZM169 264H171V263H169Z\"/></svg>",
    "mask_w": 264,
    "mask_h": 264
}]
</instances>
